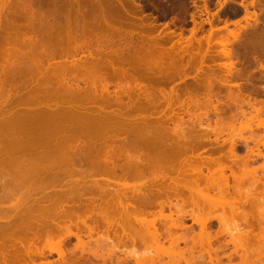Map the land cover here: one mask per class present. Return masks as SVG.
Segmentation results:
<instances>
[{
    "label": "rangeland",
    "instance_id": "1",
    "mask_svg": "<svg viewBox=\"0 0 264 264\" xmlns=\"http://www.w3.org/2000/svg\"><path fill=\"white\" fill-rule=\"evenodd\" d=\"M6 1H7V4L5 6H3V7H2V3L0 2V26H1V28H0V91L2 89L5 90V91L3 90V92L0 93V152H1L0 153V156H1L0 157V162H1L2 159L5 161L8 158L5 162L2 160L3 162L0 163V168H2L1 171H0V192L2 193V194L0 193V195H1L0 196V198H1L0 202H2L1 206H0V213H1L0 215H2V216H0V227L1 226H5V227H3L4 228L3 230L0 228V264H10V263L12 264V262L14 260L11 262V259H14V257H16V256H18V259L20 257L21 260L20 259H19L20 261L19 260H15V263L13 262V264H141V263L144 264V262L146 264H164V263L165 264H175V263H177V260H178V262L180 261L181 264H188V261L185 260V256H186V259L187 258L191 259V260L189 259V262L191 261V264L192 263L195 264L194 263L195 261H197L196 264H202V263L203 264H210L209 263L210 262V260H209L210 259L209 258V253L210 252L207 255L208 249H210V247H209L210 244L208 245L207 243L210 242V240L208 239L209 241H207V243H206V240H207L206 236L208 237L211 234H213V235H211L210 239H211L212 243H214L212 245H214V246L217 245L218 246L219 243L222 244V245L225 244V248H226V243H227V248L226 249L224 248V249H222V251L219 252V254H221V256H223L222 257V261H224V262L227 261L226 264L228 263V260H229V258H227L228 253H231L232 262H235V263H232V264H236V263L239 264V262L241 264V262H242V258L238 257L239 256L238 254L236 256L235 250H232V249H235V247H234L235 245H236V248H238L240 254L243 253V252H246L247 249H252V247L255 248V250L252 249L251 251L249 250L248 252H246L247 254L244 253V255L248 256V258L246 257L245 260L251 258V256L254 255L255 257H252V259H251V261H253V259H254L253 264L254 263L255 264H264V252L261 253V251H262L261 247H264V244H262V242L264 243V241H262V239L260 238V237H262L260 235V232L264 229V227H263L264 225L262 224L263 219L261 217L262 213H264V212H262L264 210V205H263L264 204L263 203L264 202V199H263L264 197L263 198L261 197L262 195L264 196V194H261V193H263L264 191H263L262 187L260 188L261 185H259V188L262 191H260L258 187L256 188V186L260 182H261L262 185H264V183H262L264 181V175H263V177L261 175L262 174L261 171L262 172L264 171V168H263L264 167V141H263L264 140L263 139L264 138L263 137L264 136V127H258V126L255 125L256 123H259L260 121L264 122V105H263L264 104V67H263L264 66V52L260 51V49H257V50L254 49V46L256 44L259 45L257 43L258 34H260V36L264 34V0H255L254 4L253 3L251 4V0H227V1L225 0V2H224V0H122L123 1L122 4H121L120 0H110V3H109V0L108 1L107 0H98V1H96V0H77V1L76 0H6ZM74 1H76V2H74ZM99 2L101 4H99ZM241 2L247 3L246 6L249 4L248 7H246V9H244L245 7L241 5ZM218 4H220V5L218 6ZM75 5L78 6V8ZM68 7H69V9H68ZM101 7H102V10H101ZM75 8H76V10H79V12L83 8L85 9V11L83 9L82 10L83 12L81 11L80 14H78V12L76 11L77 15L73 16V15H75V12H74ZM124 9L126 10V12L124 11ZM104 10H106V11H104ZM69 11H70V13H69ZM81 13H83V14H81ZM212 13H214V15H215L214 16V21L216 23L215 25L218 26V27H222L221 28L222 31L221 30H216L217 33L219 34V36L216 33L217 40H215V37L213 39H211L212 40V46H211V43H210V31H211V28H210L211 27L210 26V17L211 16H210V14H212ZM98 14H99V16H98ZM100 15H101V20L99 19V21H98V17L100 18ZM77 16H78V20L79 21L76 19ZM94 16H96V17H94ZM115 16H116V18H115ZM81 17L84 18V19L86 18L85 19L86 21L81 19ZM88 18H89V20H88ZM92 18H93V20H92ZM217 18H219V19L221 18V19L217 20ZM104 19H105V22H103ZM94 20H96V21H94ZM81 21L83 22V24H82ZM84 21H85V24H87L88 21H89L90 24L89 25L87 24V26H89V27L85 26ZM225 21L226 22L228 21L227 27H225ZM75 22H77V23H75ZM110 25H111V27H110ZM81 26H82V28H81ZM121 26H122V28H120ZM117 27H118V29H117ZM70 28H71L72 31L70 30ZM254 28H256V29H254ZM253 29H254V31H253ZM226 30H227V32H226ZM106 31H109V32H106ZM219 31H221V32H219ZM236 32H237V35L234 34ZM118 34H119V36H118ZM239 35H241V36H239ZM260 36H259V39H260ZM239 37H241V38L239 39ZM108 40H109V43L107 44ZM23 42L27 43V44H24ZM230 42L231 43L233 42V43L231 44ZM258 42H260V41H258ZM103 43L106 44V45H104L106 47L103 46ZM151 43L154 44L153 45L154 47L151 46L152 45ZM188 43L192 44V45L190 44L191 48L190 47L188 48V46H189ZM221 43H223V44L224 43H226V44L228 43L227 44L228 47L227 46L226 47L228 49H230V53L233 50V52L231 53V56H232V54H233V56L231 58H229L230 56L229 57L223 56L225 54H223V55L219 54L221 49H223L222 48L223 44H221ZM31 44H32V46H31ZM33 44L35 46H33ZM98 44H99V47L102 44V47H100V48L98 47V49L102 48L103 50H101V51H104V50L105 51L106 50L109 51L110 50V52L107 51L106 54H105V52H103V54H102V52H99V50L96 48L97 47L96 45H98ZM111 44L113 45V47H112ZM185 44L186 45L188 44V46H187L188 50L187 51H190L191 53H193V51H191V50L196 49V50H194V52H196L197 49L199 48L202 53L204 52L203 53L204 56L202 55V53L200 52L199 49H198L199 52L197 51L198 53L193 54V56L196 55L194 58L190 55L191 54L190 52H189L190 54L186 55V53L183 51V49L185 47L182 48V46H184ZM24 45H25V47H24ZM107 45L110 46V49H109V46H107ZM115 45L121 47V49H118L119 47H117V46H116V49H115L114 48ZM123 45H125L123 47L124 49H122ZM147 45H149L148 47L149 48L151 47L152 50L151 49L149 50L148 48L146 49L145 46H147ZM155 45L159 46V47H156ZM36 46L38 48H36ZM91 46L96 48L97 50L95 51V49H93ZM135 46L136 47L138 46V47L136 48ZM180 46H181L182 50L177 53V51L180 50ZM204 46L206 47V49L209 48V50L204 49ZM28 47L32 48V50L34 49L33 51L36 50V54H33V51L31 52V50H28L29 49ZM33 47H35V48H33ZM127 47H128V49H127ZM129 47H131V48H129ZM143 47H144V49H143ZM155 47H156V49L157 48L158 49L161 48L162 53L159 52V55L163 56L165 52L166 53L169 52V53H167L168 56L170 54V57L167 58V59L165 57L162 58V56H159V55H158L159 56V58H158L157 57V52L158 51H157L156 55H154V56H155V59L158 58V60H159V61H157V59H156V61L159 63L158 66H160L161 65L160 62L161 61L163 62V60H164V62H163L164 66H162V65L161 66L164 67V68L166 66H168L167 68L169 69V62L173 63L175 65V64H177V62L179 61L180 58H184L183 60L180 59L182 61V63L183 62H187V60L188 61L190 60L189 58L186 59L185 57H190V58L192 57L191 60L194 59L193 62L196 60V57H197V59H199V61H195L194 63L191 62L193 65L189 62V64H191L189 66L192 69H194V70L197 69L196 65L199 66L197 63L200 62V58L202 59L201 62L204 65L200 66V68L198 69L199 70V73H198V72H196L197 70L194 71V70H191V68L189 66L188 67L185 66V64L188 65V62L184 64V66L187 69L186 68L183 69L184 66L183 67L180 66V68H182V72H181L180 68H178V65H177V68H178V71H177V68H174V67H176V65L174 66L172 64V65H170V67L173 66L172 70L169 71V73L166 74L167 77L162 78L161 80L157 79L156 81H150L148 79L141 80L143 77H146L145 75H147V74L150 75L151 70H153V72L156 71L154 68L150 69V67H151L150 66L151 56H148V54H146V52H148L147 50L153 51L155 53V49H154ZM162 47H164V48H162ZM19 48L22 49V50H20ZM24 48H25V50H24ZM39 48H40V50H39ZM138 48L141 51L145 50L144 51V55H146L145 56V57H147L146 59L150 58L149 61L147 60L148 62L146 61V59H145V57L143 56L142 53L141 54L144 57V59H141V61H140L139 57L142 58V56L136 54L137 51H138L139 54L141 52V51L138 50ZM165 48L168 49V50H166ZM18 49H19V51H17ZM78 49H79V51H78ZM111 49L113 51V54H112ZM113 49L116 50V52H117L119 57H117V54L114 53L115 50H113ZM117 49H118V51L120 53H121V51L123 52V53H121L122 56L117 51ZM38 50H39V52H38ZM93 50L95 51V53H94ZM126 50L129 51L130 53L132 52L133 55L134 54L138 55L139 57L135 56V58H133L132 53H131V55H129L130 53L129 52L127 53ZM205 50L208 51L207 52L208 54L205 53L206 52ZM92 51H93V53L95 55H93V53L91 55ZM97 51L99 53H101V54H99ZM135 51H136V53H135ZM73 52H75V53H73ZM80 52L82 54H79ZM215 52H217V53H215ZM30 53H32V54H30ZM39 53L40 54L43 53V54L40 55ZM85 53H86V55H88L89 53L90 54L88 56H86ZM109 53H111L112 55L109 54ZM154 53H152V54L150 53V55H152V58L154 57L153 56ZM166 53H165V55H166ZM171 53H173V54H171ZM180 53H183L185 55L182 57L183 54L181 55ZM44 54H47V55H45L47 58L44 57ZM69 54H71L72 56L69 55ZM73 54H74V56H73ZM107 54H109V55L106 56ZM198 54H199V56H198ZM3 55H6L7 58H9V57L10 58L6 59V56L4 57ZM48 55H49V57H48ZM90 55L93 56V57H91ZM99 55H101V56L99 57ZM104 55H105V58H103ZM167 55H166V57H168ZM176 55H177V57H176ZM201 55L203 57H200ZM70 56L72 58H74L75 60L70 59L71 58ZM75 56H77V57H75ZM94 56H95V58L97 56L100 59L99 58L94 59ZM112 56H115V57H112ZM211 56H212L213 59L211 58ZM109 57H110V59H109ZM121 57H124V58L122 59ZM126 57H127V59H126ZM160 57L162 59H160ZM174 57H176L175 59L177 61L174 59ZM31 58L34 59L33 62H32ZM35 58H37L38 60L35 59ZM91 58L94 59V61H92ZM112 58H113V60H112ZM128 58H129V60H128ZM90 59H91V62H89ZM104 59H105L106 62H103ZM114 59L115 60L119 59V62L116 60L117 63H119V66L117 65V67H119V68H120V65H122V63H123V65L121 67L122 68L121 71L123 70L122 74L124 75V73L126 71L128 73V75H127V73H125L127 75V77H126V75H124L125 78H127V79H125L123 77L124 80H125L124 84H123L124 80H122V81L120 80V77H121L122 74H121V71H120L119 68H118L119 70L118 69L114 70V71H117V72L113 71V73L115 75L112 73V70L114 69V67L117 64L116 62H114L115 61ZM135 59H137V60L139 59L138 62ZM173 59H174V62H172ZM231 59L232 60L234 59V60L232 61ZM82 60L83 61L86 60V61H84V63H83ZM144 60H145V64H148L150 66V67L148 66L149 69L147 67H145L147 65H145L144 62L142 63L143 65L141 64V62L144 61ZM74 61H77V62H74ZM96 61H97V63H96ZM99 61H100V63L98 64ZM153 61H154V58H153ZM156 61L154 63L152 62L153 65L151 63L152 67L154 66L155 63H157ZM165 61H167L166 63L168 65H165ZM181 61H179L180 63L178 62L180 65H181ZM80 62H82L81 63L82 65L86 64L85 66L87 67L88 71L90 70L89 71L90 75H92L91 71H93L95 69L96 65L98 66V65L102 64V66L101 65L99 66V69L96 68V71H94V77H96L95 73L99 77V75L105 70L104 71L105 73L104 72L103 73L107 77H109L108 78L109 80L107 79V77L104 78V76H105L104 74H101L99 78H94V79L95 80L98 79V80H96L97 82L104 81V83L101 82L102 84H105V82H106L107 86L110 83L109 86H108L109 90L107 89L109 91L107 93V96L104 95L106 93L105 92L106 90L104 89V92H103V90H101L102 86H101L100 83H97L99 85L98 86V85H94V84H96L95 81H94V83L93 82L91 83L90 82L91 80H89V81L87 80L88 78L89 79L92 78V77L88 76L89 74L87 72H86L87 73L86 76L85 75L84 76L82 75L83 77L81 76V73L85 74L84 70L87 71V69L85 68V66L83 67L80 64H77V65H80V66L76 65V63H80ZM94 62H95V66L92 64ZM113 62H114V66H113V69H112V67H111L112 65L110 66L109 64H111ZM230 62H234L236 64L234 65V63L232 64ZM29 63H31V64H29ZM128 63L130 64V66H129ZM132 63H134V64H132ZM229 63L231 65H234V66L230 67V68L233 69L232 70L233 74H232L231 70H230L231 73L228 71ZM87 64H89V65H87ZM261 64H263V65L261 66ZM194 65H195L196 68L192 67ZM217 65L220 66L221 70L219 69V66H217ZM88 66H91V67H94V68L89 69L90 67L88 68ZM127 66H129V67L127 68ZM133 66H134V68H131ZM209 66H212L213 68H215L214 72L216 70H218L216 78H215V74H216V72H215V74H213V76H212V77H214V78H212V80L214 79V80L217 81L218 79H220V80H218V82L213 81V83L215 85H214L212 91H210V85H208V83L210 84V82H206V80L210 81V79H209V77H210V68H209ZM221 66L223 68H221ZM80 67L82 68V70H81ZM100 67L103 70L100 69ZM143 67H144V69H143ZM156 67H157V65H155V68ZM106 68H107V70H106ZM125 69H126V71L124 72ZM132 69H134V70H132ZM173 69L176 70L175 71L176 75H175L174 72L172 73V71H174ZM224 69H226L225 72H223ZM97 70H98V73H97ZM99 70L101 71V73L99 72ZM106 71H107V73H106ZM118 71L120 72V74H119ZM145 71H147V72H145ZM185 71H188V72L186 73ZM190 71L191 72L194 71V72L191 73V75H190L189 74ZM200 71H202V73H200ZM242 71H243V73H242ZM129 72L131 73L130 75H129ZM204 72H205L206 77L204 76ZM218 72H219L221 77L223 76V78L218 76L219 75ZM228 73H230L231 75L228 74ZM109 74H110V76H109ZM169 74L172 75V76L170 77ZM187 74H189L190 76L187 75ZM197 74L199 75V78H198ZM224 74H225L226 77L224 76ZM133 75H135L134 78H133ZM183 75H185V76H183ZM236 75H240L241 77H239V76L236 77ZM101 76H103V77L101 78ZM117 76H119V81L122 82V84H123L122 89L116 88V87H119L118 85H120V82L117 84V82L115 81V79L117 80ZM207 76H209V77L207 78ZM135 77H137L138 79H135ZM195 77L197 79H195ZM201 78H203V79H201ZM83 79H84V82H83ZM94 79L92 78V80H94ZM131 79H132V82H131ZM223 79L226 80L227 82L223 81ZM128 80H129V82H131L130 84H129V82H126ZM133 80L134 81L136 80L137 82L136 81L134 82ZM228 80L231 83H229ZM3 81L5 82L6 85L4 84ZM113 81H115L116 84ZM202 81H203L204 84L202 83ZM204 81L206 82L207 86L205 85ZM87 82H88V85H85V84H87ZM139 83H140V85H139ZM224 83H226V84H224ZM233 83L235 85H233ZM134 84L138 85V86H134V88H132V90L135 89V88L140 89L139 87H141L143 89L138 90L139 91L138 93H135L137 90L131 91V86H133ZM143 84H144V86H143ZM221 84H223V85H221ZM8 85H11L12 87L11 86L9 87ZM90 85H91L92 88L90 87V89H88L87 86H90ZM93 85L95 87L98 86V88H95ZM145 85H146L147 88L149 87L151 90L145 88ZM229 85H231V86H229ZM114 86H116V87H114ZM124 86L125 87L128 86V87L125 88ZM2 87H4V88H2ZM5 87H6V89H5ZM120 87H121V85H120ZM153 87H155V88H153ZM237 87H239V89ZM8 88H9V90H8ZM83 89H85V90H83ZM110 90H112V91H110ZM146 90H149L150 92L152 91V93L153 92L154 93L153 94L149 93V91H146ZM214 90H216L218 92H216ZM93 91H94V93H93ZM140 91H142L141 97L139 96ZM8 92H10V94ZM29 92H31L30 93V97H29ZM76 92H78V94H76ZM80 92H81V95H79ZM102 92H103V95H102ZM111 92H112V95L109 96L108 94L111 93ZM113 92H115L116 94L115 93L113 94ZM120 92H122L125 95L128 93L129 97L127 98V95L124 96ZM133 92H134V94H137V95H133ZM143 93H145L147 98H148V95H149V98H151V94L153 95L152 98L149 99L150 102L148 101V99L145 98L146 96ZM72 95H74V96H72ZM119 95L123 96L124 98L123 97H122L123 99L120 98ZM105 96L107 98H104ZM136 96L140 97V99H138L140 101L137 100ZM226 96H227V98H226ZM115 97H116V99H115ZM155 97H156V99H155ZM118 98H120L124 103H126L127 105L129 104V105L126 106V104H123V102H121L123 106L120 105L121 103L120 104L118 103V104L115 105L114 103H116V100L120 101ZM114 99H115V101H114ZM152 99L154 100V102H152L153 101ZM141 100H143V101H141ZM210 100H212V101H210ZM249 100L253 101V102H250ZM169 101H171V102H169ZM195 101L198 102V103L196 104ZM215 101H216V103H215ZM129 102H131V103H133V102L136 103L137 102V103L136 104L133 103V105H131V103H129ZM138 102L139 103L141 102L140 106H142V107H140L138 105L139 104ZM155 102L158 105L157 104L155 105L154 104ZM180 102H182V103L180 104ZM184 102L185 103L187 102L188 104L190 103L189 104L190 107H189V105L187 107V103L185 104ZM192 102H195V104L192 103ZM247 102H249V103L247 104ZM259 103H260V105H259ZM46 104L47 105L49 104V105L46 106ZM151 104H152V106H150ZM182 104H184V105L182 106ZM261 104H262L263 107L261 106ZM130 105H131L132 108L129 107ZM145 105H146V107H145ZM212 105H213V107H215V105L217 107L213 108ZM119 106H121V107H119ZM133 106L136 109H134ZM136 106H138V107H136ZM154 106H155V108H154ZM5 107H6V109H5ZM59 107H61V108H59ZM116 107L118 108V110H117ZM120 108H122V109L120 110ZM127 108H129V109L131 108V109L129 110ZM199 108H200V110H199ZM57 109H58V112L56 111ZM132 109H134V110H132ZM144 109H146V110H144ZM215 109H217V110H215ZM89 110H90V114H89ZM109 110H112V111H109ZM142 110H144V111H142ZM41 111H43V112H41ZM54 111H56L57 113L54 112ZM82 111H84V112L82 113ZM92 111L96 112L97 114L92 112ZM150 111H151V113H150ZM26 112H28V113H26ZM50 112H52V113H50ZM60 112H63V113L67 112L68 115L67 114L64 115L63 113H60ZM99 112H100V114L98 115ZM110 112H111V114H110ZM115 112H116V115H117V112H120L121 114L123 113L122 115L119 114L120 115L119 116L120 119L118 118V116H116L114 114ZM124 112H126V113H124ZM163 112H166L168 117L169 116L170 117L169 118L166 117L165 116L166 114H164ZM54 113H56V114H54ZM69 113L71 114V116H70ZM84 113L90 115V116H88V115L85 114V117H87V118L92 117V119H94L95 122L91 118L88 119V120H86L87 118L83 119ZM105 113H107L108 115L106 116ZM57 114L61 115V117H58ZM101 114H102V116H104L105 119L102 118ZM124 114H130V116L131 115L132 116L131 117L127 116L128 119L125 120L127 117L123 119V117H124L123 115ZM191 114H193V115H191ZM63 115L65 117L64 119H63ZM72 115H74V116H72ZM75 115H76V117H75ZM94 115H96V116H94ZM52 116H53V118H56V119L54 120L52 118ZM68 116L70 118H68ZM99 116H101V118ZM111 116H113V117H111ZM154 116H155V118H154ZM77 117H78V120L82 119L83 121L82 120L78 121ZM114 117H116L120 121H121V119H123L125 121L122 120L123 122L121 121V123H120V121L119 120L116 121V119H114ZM146 118H147V120H146ZM159 118H161V119H159ZM170 118H171V121H170ZM106 119H107V121L104 122ZM135 119L141 121V123L138 121V122L135 123V124H137V123L138 124L135 125V127H133ZM149 119H152V123L153 124L150 123L151 121L149 122ZM168 119H169V121H168ZM68 120L70 122H68ZM71 120H73V121H71ZM114 120L116 122H114ZM129 120H131V121H129ZM159 120H162V121H159ZM153 121H155V123ZM246 121L247 122L248 121L251 122V125L254 124L253 125L254 126L253 129H256L257 131L254 130V132H252V131L248 130V127L245 126L246 125ZM90 122H91V124H90ZM112 122H114L115 124H112ZM129 122L131 123V127H133L132 129H129V128H131ZM156 122L159 123V124L161 123L162 125L160 124V126H159V124L157 125ZM165 122H166V124H165ZM220 122H222V123H220ZM126 123H127V125L129 124L128 125L129 127L126 126V129H125ZM223 123L225 124V126H224ZM243 123H244V125H243ZM109 124H110V127H109ZM139 124H141V126H140L141 128L143 127L142 130L139 127ZM145 124H147V125H145ZM168 124L172 127L174 133H176V132H177V134L180 133V135L178 134V137L179 138L181 137L180 139L183 142L181 140H178L179 142H177V139L175 141V138L177 137V135L172 133L171 128H170V130L168 129L169 128ZM172 124H173V126H172ZM219 124H221L222 126L221 125L219 126ZM156 125H157L158 128L155 129ZM165 125H168L167 129L165 128L166 127ZM215 125L218 126V127H222V128L224 126L225 127L224 130L226 129V127L229 128V129H230V127H232L235 130L232 129V128L230 130L226 129V132L228 131L229 134H228V132L227 133L223 132V134L222 133H220V134L218 133L219 135L217 133L215 134L213 132L210 133L212 131V130H210V128H212L211 126L215 127ZM249 125H250V123H249ZM145 126H146V128H145L146 130L144 129ZM148 126H150V127H148ZM151 126H152V128L154 127L155 130H159L160 129L159 127L165 126L164 128L162 127V129L159 130V131L161 132L162 130L164 131L165 129L167 131L169 130L168 133H166V130L164 132L162 131V136L163 135L164 136L168 135L169 138L166 137V136H165L166 138L162 137L160 135L161 133L158 132V131L156 132L155 130L153 132L154 135H152V138H150L151 134H153L152 132H150V130H152ZM182 126H183V128H182ZM242 126L245 127V128H243ZM174 127H175V129H174ZM207 127H208V129H207ZM31 128H32V130H31ZM109 128H110V130H109ZM184 128H185V131L183 130ZM238 128H240V129H238ZM8 129H9V132H8ZM134 129L136 131L137 130L138 131L139 130L142 131V133H140V134H143V135L145 134V133H143L144 130H145V132L146 131L148 132V130H149V132L151 134L149 133V137L147 135L148 133L145 134L144 136L141 135V137L139 136L141 138L140 139L139 137H137L139 133L136 135V133H135L136 131H134ZM126 130H130V131H126ZM131 130H133L134 132L133 131L131 132ZM240 132H241V134H240ZM251 132L254 133V134H252ZM85 133H87L88 137H87V135ZM156 133H157V135H155ZM13 134H15V135H13ZM188 134H189V136H188ZM203 134H204V136H203ZM238 134H240L241 136L238 135ZM158 135H160V137ZM259 135H261V136H259ZM142 137H144V139ZM170 137L173 138L174 140L172 139L173 140L172 141ZM228 137L229 138L233 137V140H235L236 142L235 141L233 142V140H232V142L235 143V144H233L231 142L233 145L232 144L229 145L230 144V140L227 139ZM153 138L154 139L156 138V139L154 140ZM217 138H219V139H217ZM215 139L217 140L216 142H218V143L215 142ZM226 139H227V141L229 140V142H227ZM160 140H162V142ZM210 140H211V142H209ZM104 141H106L107 144L103 143ZM167 141H168V143H169V141L171 143L168 144ZM163 142H164V144H162ZM262 142H263V145H262ZM66 143H68V144H66ZM176 143L177 144L180 143L179 145H181L183 143V145H181V147H180V146L176 145ZM69 144H72V145H69ZM140 144H142V145H140ZM215 144H216V147H218V148L221 146V149L224 150V153H225V150L226 151L228 150L227 149L228 145L229 146H233L235 148H238V150L237 149H235V150H236L237 154H239V155H236V154L234 155V153H236V152H234V153L232 152L233 155L231 153L226 154L227 153L226 152L225 155H224V154H222L223 153V150H222L221 154L223 156H225L224 157L225 161L229 160L228 164H231L232 161H234L235 159L236 160H239V159L241 160V158H242V160H245V163H246L247 160L250 158L248 160L249 163H246V164L251 166L250 163H252V167H249L248 165L245 164L244 165V168H245L244 170L254 171L253 169L256 168L257 173L256 172H254V173L253 172L252 173L249 172V173L252 174V176H254V177H252L253 179L251 181L249 180V182H251L250 184H249V182H247L245 184L246 180L248 181V179H251V178H249V177H251L250 174L248 172H247V175L244 173L246 175L247 179L245 177H243L242 181H244L243 183L245 184V186H243L244 184L242 185V183L240 184L242 190H239V188H236V187H238L237 186L238 182H236L237 184H234L235 183L233 181L234 179L232 180V178L230 177V181H229L230 185H231V182H233L232 184L236 185V187H235L236 190L238 189L239 191H241V194H238L239 192H235V189H234L233 185H232L233 186L232 188L234 190H231V186H229V188H227L229 191H227L226 188H224V187H223L224 189L222 188L223 190H226L227 192L223 191V190H217L218 192L216 191V193H219V191L220 192L223 191V192H226V193L229 192V194L230 193L233 194V197H231V199L233 198L234 202H235V197L237 196V198H236V202L237 203L238 202L239 203H243V201L246 199L245 198L246 194L251 193V194L254 195V194L257 193L256 195L257 196L259 195V199H261V198L263 199V200H258L261 204L259 202L255 203V201L257 202V199L256 198L254 199L253 197L254 196L256 197V195H254L253 197H250V196H252V195H250L247 198L249 200H252V202H250V204H251L250 206H249V204H245V206L242 205L243 206L242 208H240V206H241L240 204L238 206V209H242V211L244 213H246V214H244V216H248L246 218H244L243 213L239 212L241 210H239V211L237 210L240 213V216L239 215H237V216H239L240 218L239 219H238V217L236 218V214L232 212L233 209L230 210L231 213L229 212L230 216H228V213H227L228 210L226 209L227 208L226 204H227L228 207H230L231 203L233 202L231 199L230 200L232 202L229 201V202H231L230 204H229V202H226L228 200H221V199L219 200V202L220 201L221 202L224 201V204L226 203L225 206L224 205L223 206H224V209H226L225 212L227 213L226 215L228 217L227 218L226 215H224V217L227 219V221H225V220L221 221L222 220L221 219L220 220L221 222H219L218 218L221 215V211H222L221 208H223V206L220 207L221 210L218 209V212H220V213H218L217 212V208H219V206H215L214 205L215 203L214 204H213V202L210 203V201H208L206 198H202V199L205 200V202L208 201L209 202V203L207 202L208 204H212L214 206L213 207L211 205V208L213 207L211 209L210 206L208 205L209 206L208 209H209L210 212L208 210H206L207 207L204 209V210H206V212L205 211L203 212V209H201V208H204L206 206V204H207V203L204 204L203 203L204 201L200 202V200H202V199H200V200L198 199V202H200V204L198 203V205H200V209L201 210L199 208L197 210L193 209V208H196V207H199V206H197V204H195L196 205V207H195L194 204L192 203L191 199L190 200L188 199L190 197L189 195H191V192L189 194L188 190L191 191V189L187 188L188 190L187 191L184 190L183 194L179 193L182 196H184V198L181 197V196H179V198H176L177 197L176 195H174L175 196V198H174L173 197V193H170L172 191H166L169 194H171L172 196H169V195L165 194L166 192H164L165 196L166 195L167 196L166 197L163 196V198H165V199L162 202V200H160L162 198V196L158 197L159 200H158V198H156L157 195L155 196L156 193L157 194L160 193V192H158L159 189H157V186H158V188H160L161 186L154 185V186H152L153 189L151 188V185L149 186V183L151 184V182H149L150 181L149 178L156 177L157 175H160L163 171L166 172V171L172 170L173 168H177L176 166L179 167L180 165H182V164L186 165L187 163H189V164L192 163L191 164L192 166H195V165L197 166V164L199 166V164H200L199 162L202 159L203 160L205 159L206 162H208V160L210 159V155L212 157H215V156L218 155V153H212L213 148L215 147L214 146ZM67 145L71 146V148H70L71 151L68 149L69 146L67 147ZM127 145H130V146H127ZM138 145H140L141 147H139ZM187 145L189 146L188 149H187ZM222 146H223V148H222ZM129 147L132 150L135 148V152L133 153V151ZM132 147H134V148H132ZM202 147H206V148H202ZM246 147H247V149H246ZM46 148H47L48 151H45ZM126 148H129V150H127ZM141 148H142V151H141ZM258 148H259V151H257ZM72 149L76 150V151L73 150V152H75V154L72 152ZM182 150H183V152H182ZM248 150H249V152H248ZM253 150H255L258 153L260 151H262V153L260 155H258V153L254 152ZM124 151L127 154L123 153ZM128 151H129L130 155H128ZM153 151H156V153L153 152ZM161 151H162V153H161ZM210 151H211L212 154H210ZM140 152L143 155L140 154ZM185 152H187V153L185 154ZM182 153L185 154V155H183ZM247 153H249V154H247ZM132 154L135 155L136 157H138V159L141 158V159L146 160L147 163H152V165L151 166L150 165L145 166V168H143V169L141 168V170L132 169V167L134 166L132 163H134L136 165L138 163V161H140L138 159L135 160L136 159L135 156L132 158ZM147 154H149V155H147ZM230 154H231V156H237V157H240V158L237 159L235 157V159H234V157H231ZM122 155H124V157ZM156 155H157V157H156ZM187 155L188 156L189 155L190 156H195L194 157L195 159L193 157H190V156H189L190 157V159H189V157ZM246 155H247L248 158L245 157ZM248 155H250V157ZM4 156H5V158H3ZM28 156L31 158L30 161L31 162L33 161L35 164L32 163V165H30L31 162L29 161ZM127 156L128 157L131 156L132 160L133 161L135 160L136 163L133 162V161H131V163H130L129 160H131V159L127 160L125 158ZM151 156H154V157L150 158ZM158 156H159V158L161 157L160 161H157V160H159ZM169 156H171V157H169ZM182 156H184V157H182ZM185 156L188 157V158L185 159L186 158ZM142 157H144V158H142ZM226 157H228L229 159H227ZM243 157H244V159H243ZM22 158H23V160H22ZM45 158H46V160H45ZM48 158H50V159L48 160ZM110 158H111V160H110ZM153 158H154V160H153ZM155 158H157V159H155ZM171 158L175 159L173 162H176L178 164H175V163L172 164L173 168L170 169V167H169L171 165L170 162H172ZM182 158L185 159V160H182ZM191 158L194 161L191 162ZM24 159H26V160L28 159L27 161L30 164L27 163V161L24 160ZM116 159H117V161H116ZM168 159H169V161H168ZM125 160L128 161L129 163H127ZM163 160L168 161V164H167L166 161H163ZM186 160L190 161L191 163L187 162ZM47 161H49V162H47ZM141 161H143V160H141ZM146 161H143V162L145 163ZM202 161H201V163H202ZM111 162H112V164L114 163L113 164L114 167L112 166ZM157 162H160L162 165L165 164V166L167 164L168 167L166 166L167 167L166 168V167L161 165L164 170H162L161 172L160 171L157 172L156 168L159 169V170H160V168H162V167H160V165L158 167L154 168L155 166H157L159 164ZM209 162H210V160H209ZM8 163H9V165L11 164L12 166H14V168H12L11 165H10L11 167L9 166V168H8ZM17 163H19V165H18L19 167L18 166L15 167ZM49 163H50V165H49ZM156 163H157V165H156ZM193 163H195V164H193ZM242 163H244V161ZM118 164H121V165L123 164V165L122 166L120 165V168H118V166H117ZM207 164L208 163H206V165ZM21 165H24V167L21 166ZM126 165H127L126 169H128V170L124 169ZM209 165H210V163H209ZM115 166H116V168H115ZM130 166H131V168H130ZM258 166L263 168V169L260 168L261 169L260 170ZM150 167H152V173L150 171ZM203 167H204V169H203L204 172L203 173H205L204 175L208 176V174H210V172L207 170V168H206L207 166L203 165ZM10 168H12L14 171L10 170ZM153 168L156 171L153 170ZM165 168L168 169V170L165 171ZM144 169H145V173L143 172ZM20 170H22V171H20ZM124 170L127 171V172H124ZM5 171H6L7 174L12 172L11 174L8 175L12 179H10L7 176ZM139 171L141 173L143 172V176L141 175V173ZM175 171H176V169H175ZM56 172H58V173L56 174ZM123 172L125 173L126 177H124L125 175H124ZM196 172H198V171H196ZM227 172H228V174L230 173L229 170H227ZM168 173L171 176H173V177L176 175L174 173V169H173L172 172L169 171ZM173 173L175 175H173ZM81 174H83L84 177L91 178V180L89 178L88 179L84 178V177L82 178ZM85 174H86V176H85ZM132 174L134 176H132ZM137 174H138V176H137ZM215 174H217V173H215ZM242 174H243V172H242ZM256 174H258V175L256 176ZM263 174H264V172H263ZM10 175H12V177ZM79 175H80V177H79ZM101 175L102 176L104 175L106 177L104 178V176L102 177ZM150 175H152V176H150ZM193 175H191V176H193ZM202 175L200 174L201 177H202ZM75 176H77V178H74V179L75 180L77 179L78 180L77 182L80 181L79 183H77L76 181L73 182V180H72L73 183L71 181H69V178L72 179V177H75ZM97 176L98 177L100 176L103 179L100 178V177L98 178ZM108 176H109V179H111V180H112V178L115 181L117 180V183L118 184L120 183V185L118 186L117 183H115L114 181L106 179V178H108ZM128 176H130V177L128 178ZM191 176L189 177L190 180L193 179V178H191ZM200 176L198 175V177H200ZM255 176L256 177L259 176L258 177V178H260L259 182H255L254 181ZM137 177H139V178H137ZM157 177H160V176H157ZM180 177H184V175L180 176ZM185 177H186L185 178V181H186L188 176H185ZM193 177L196 178L197 176L194 175ZM209 177H210V175H209ZM209 177H207V178H209ZM214 177L217 178V179L211 178L212 181L214 180L213 182H216L215 180H219V179L222 180V178L220 176H218V175H216ZM241 177H242V175H241ZM93 178H94V180H92ZM141 178H142V180H141ZM134 179H136V180H134ZM120 180L121 181L122 180L127 181L126 184H124L125 187L123 185L121 186V184H123L124 181H122L123 183H121ZM193 180H195V179H193ZM6 181L8 182V184H7L8 186L6 185ZM67 181L70 182L69 185L72 183L71 185L75 186V183H76L77 187L82 186V188H80V187L79 188L82 189L83 191L82 190L80 191L79 188L72 187L73 191H71V192H72L73 196L74 195L75 196L74 197L71 196V199H69L70 195L69 196H65V195L71 193L70 192V190H72L71 187L69 185H66V186H68L67 190L62 188V187H64V188L66 187L65 183L67 184L68 183ZM104 181L105 182L106 181L107 182L110 181L108 183L106 182V184H108V187H109V184H110L109 188H113L114 187L112 190H109V192L112 191V192H110L111 194L109 192H104L105 190L108 191V187L104 183ZM142 181H144V182H142ZM196 181H198V182H196ZM196 181L195 182L198 184L200 181H202V179L201 180L197 179ZM204 181L207 182L205 179H204ZM33 182L36 183L37 186L38 185H40V186L37 187L36 184H35V189H34V183ZM169 182H171V181H169ZM189 182H190V184L194 183V181L192 182V180H191V181H188L186 184H189ZM208 182L210 183V187H209V184L208 185L206 184L207 188H206V190H204V186L205 185H202L203 188H201V190H200L201 193H202V189H203L204 193L207 192V194L209 193V194L216 195L214 190L216 188H218V187H216L215 184H213V182H211V180H208ZM218 182H221V181H218ZM240 182L241 181H239V183ZM27 183L28 184L30 183V185L28 186ZM31 183H33V188H31L32 187ZM95 183H97V184L99 183L98 186H100V185H102V186H100L98 188L97 184H95ZM142 183H144V184H142ZM256 183H258V184L256 185ZM12 184H14L13 185L14 188H13V186H11ZM42 184H44L43 189L44 190L46 189V191L48 193H51V196H49V194H47V193H44L43 195L45 196V194H47V196L52 197V201L55 203V204L54 203H52V204L48 203V204L51 205V207H53L55 205L52 209L47 204L48 205L47 207L50 209L51 215H50V212H48V210L46 209L47 207H46V204H45V201L46 202H48V201L50 202L51 198H48L49 199L48 200L47 197L45 196L46 200L45 201L43 200L44 202L41 201L42 199H38L37 198V197L41 198V196H43L42 193L44 191H41L42 193L40 194L41 195L40 196L39 195L40 191L37 190L38 188L40 189V187H41V190H43L42 189V186H43ZM78 184H79V186H78ZM127 184H129V185H127ZM194 184H192L191 188L194 187ZM199 184L200 185H198L197 187L195 186V187L196 188L200 187L201 186V182ZM203 184H205V183H203ZM212 184H213V186H212ZM61 185H62V187H61ZM146 185H148V186H146ZM247 185H249V190H251L252 192L251 191L248 192V186ZM250 185H251V188L254 189V191L252 189H250ZM25 186H27L28 190L30 188V191L28 192L29 195L30 194L31 195L32 194L33 195L37 194V197H35L36 196L35 195V196H33L34 199L31 200V198H32L31 195L29 197V195H26L27 194L25 192L26 190H23V188H26ZM92 186L93 187L95 186V188L93 189ZM103 186L104 187L106 186L107 188L106 189L104 188L105 190H103L102 189ZM111 186H113V187H111ZM115 186H116V188H117V186L118 187L121 186L120 188H122L123 190L122 189L119 190V188H117V190H119L118 193H117V191L115 190ZM135 186H137V187H135ZM138 186L140 188L143 186L142 187L143 190H140L138 188ZM144 186H146V187H144ZM253 186H254V188H253ZM83 187H85L87 190H85V188L83 189ZM185 187H186V185H185ZM208 187H209L210 190L208 189ZM212 187H214V188H212ZM60 188H62L63 190L60 189ZM74 188L76 190H74ZM134 188H135V190H137V192H135ZM189 188H190V186H189ZM196 188H195V190H193V193H194L195 196L197 195V198H201L203 195L199 194L200 192L198 193L196 191ZM211 188H212V190H211ZM5 189H7V191H8V189H11V192L10 191H9L10 193L8 192L9 194H11L16 189L13 192V194L15 193L17 196L15 197L14 196L15 194H14L12 196H14L15 198L12 197V200L9 199L11 197V195H9L7 193V191L4 193ZM52 189H54L55 191L59 190V192L58 191L55 192ZM77 189L80 191L78 193L81 194V196L79 195V197L77 196L78 193L75 192V191H78ZM126 189H128V190H126ZM207 189L209 190V192L207 191ZM243 189L246 190L247 192L244 191ZM22 190L25 192L24 194L21 193ZM97 190L98 191L100 190L99 191V195L102 194V196H98ZM114 190L116 192H114ZM161 190L163 191L162 187H161L160 191ZM36 191H38V192H36ZM173 191H175V190H173ZM213 191H214V193H210V192H213ZM233 191L236 194L233 193ZM258 191H260V193ZM100 192H102V193H100ZM141 192H142V194H141ZM186 192H188V193L186 194ZM195 192H197V194H195ZM56 193H58L60 195H58V197H57ZM106 193H108L109 195L106 194ZM176 193H177V191H176ZM7 194L10 197H6ZM18 194H21V195H18ZM229 194H227L228 199L230 198L229 196L231 195V194L230 195ZM112 195H113V197H112ZM145 195H146V197H145ZM199 195H201V196H199ZM219 195H221V193H219ZM219 195H216L218 197L214 196V197H216L215 199L213 198L214 201L216 199H219V197L222 198V196H219ZM239 195L243 197L242 198L243 200H241V198H239ZM76 196L79 199H81L82 201L81 200L79 201V199H76ZM88 196H90V198L91 197L92 198L90 199V198H88ZM117 196H119V197H117ZM125 196H126V198H125ZM147 196L149 198H151V199L150 200H149V198L147 199ZM168 196L171 197L172 201L170 202V205L172 203V205H173L172 208H170V206L167 205V203L169 204V202L167 201V200H169V198H167ZM185 196H186V199H185ZM53 197L55 198L54 199L55 201L53 200ZM62 197H63L62 201H64L65 203L61 201ZM103 197H104V199H103ZM111 197L113 198L114 203H109V202H113L110 199ZM138 197H139V199L140 198H142V199L145 198V201L147 200V201H150V203L154 202L156 204L155 206L150 205V203H149V205L147 204V207L146 206L144 207L146 209V210L144 209V211L146 213V217H149V212L148 211H150V214H151L152 211H154V212H152V213H154L152 218L155 217L154 219H155V222L157 223L158 230L159 229H161V230L164 229L163 230L164 231L163 236H164V234H168V236L165 235L164 237L163 236L160 237V240L163 237V239H162L163 241L159 240L157 242L158 245L156 244V240H154L153 237H152L153 239H151L152 241L150 240V237H151L150 235H148V234L145 235L143 233L139 234L140 232L138 233V231H141V232H145V231H143L144 229L143 230L141 229L142 225H140L137 221H135L134 224L137 222L136 223L137 226L138 225L141 226L139 230H137L134 233L132 231V233H131V231H130L131 229H129V228H133V227L130 226L128 228V226L130 224L134 225V224H132L134 219L130 217V216L133 215V213H131L130 211H131V209L136 208V207H134L133 204L138 206V203H139L138 202V200H139ZM212 197H210V198H212ZM28 198H30L31 203H30V201L28 202V200H29ZM106 198L109 199V201ZM133 198L135 199V201L137 199L138 200L135 203L132 204V202H134ZM182 198L185 199V202H184V200L182 201ZM7 199H9V200H7ZM127 199L128 200L131 199V200L128 201ZM156 199H157V201H155ZM222 199H226V196H224V194H223V198ZM25 200L27 201L25 203L26 205L24 204ZM33 200H34V202H32ZM70 200H73V202L70 201ZM77 200H78V202H76ZM104 200H107L108 202L104 201ZM123 200H124V202H123ZM186 200L188 202H186ZM38 201H39V205L40 204L41 205L39 207L38 206L37 207L40 210L42 209L41 210L42 212L38 211L37 207H35L36 204H33V203H37L38 204ZM94 201H95L96 204H93ZM100 201H101V203H100ZM117 201L119 202V204L121 203V201L123 202V203H121L120 207H119V204H118V208L116 207L117 203H118ZM18 202H21L22 206L20 205V208H18V205H17V208L15 210L19 209V210H23V211L17 210V212H18L17 213V212L14 211L13 207L15 208V206H13V205H16ZM41 202L44 203V204H42ZM74 202H76L77 205L79 204V206L74 204ZM87 202L90 203L88 207H87V205H88ZM126 202L127 203L128 202L131 203V206H133L134 208H131V206L129 204H126ZM159 202L161 203V205L164 202L165 203L167 202L166 204H163V205L166 206V208L164 209L165 206H161L163 208L158 206V205H160ZM178 202L180 203V205L183 202L184 203L180 206ZM66 203L69 204L68 207H67ZM107 203H109V206L107 205ZM124 203H125V205L128 208L124 205ZM154 203H151V204L154 205ZM252 203H254V204H252ZM6 204H8V206H13V207L12 208L11 207H7ZM32 204L34 206H32ZM56 204L59 205V209L57 208L58 206ZM111 204L113 205V207H112ZM114 204H116V205H114ZM122 204L124 205L123 208H121L123 206ZM201 204L204 205V207ZM217 204L220 205V203H218V200L216 202V205ZM222 204H223V202H222ZM255 204H256V206H255ZM257 204L261 205V206H259L260 208H258ZM30 205L34 209L30 208L31 207ZM61 205L62 206L64 205V207H62V209L60 211ZM70 205H72V208L74 207L72 210H70L71 209ZM85 205H86L87 208H85ZM91 205L93 207H91ZM102 205H104L105 207L103 206L101 208V210L103 211L105 208H108V209H105V210H108V213L110 211L109 214L105 215L104 213H106V211L104 213H102L100 211V209L98 207H101ZM106 205L108 207H106ZM177 205L179 207H181V208H179ZM188 205H190V206H188ZM2 206H4V207H2ZM25 206H28L30 208V210H29L30 212H31V209H32V212H33L31 214L32 216L30 215V212H27L28 215H30V217L26 218L27 215L25 216V214H27L26 213V211H27L26 209L28 207L26 208ZM150 206H152V207H150ZM192 206H194V207H192ZM233 206H234V204H233ZM21 207H22V209H21ZM55 207L57 208L56 210L54 209ZM76 207H77V209H76ZM89 207L91 209L92 208L94 209V211H92V212L97 213L96 211H98V210L100 212H98L97 216H96L95 213L93 214L91 212V209H89L90 212H91L90 213L91 216H92L91 217L89 215V210H88ZM111 207H112V212H111V210H109V208L111 209ZM167 207H169L171 209L170 212L168 211ZM236 207L234 209H237ZM253 207L254 208L256 207V208L252 209ZM261 207H263V210H262ZM64 208L66 209L64 211V213L67 212V214L65 213L66 215H64V213L62 214ZM81 208L84 209V212L86 213L85 216H87V218L85 217V220L87 221V223H90V224H91V222L95 223L94 224L95 225L94 229H95L96 233L93 231L92 232L93 235L88 233L89 229L84 227V225L87 226V224H83V223H86V222L82 223V222L79 221L80 219H82L84 217V216H81V215L79 216V212H80V214L82 213V215H84V212L82 211ZM95 208H96V210H95ZM120 208L122 210L124 209L123 211H125V212L126 211L128 212V209H129V212L132 215H130L129 212L128 213L124 212L125 215L122 214L123 211ZM147 208H148V211H147ZM175 208H176V211H175ZM231 208H232V206H231ZM257 208L260 211L257 210ZM4 209L11 210L10 214H9V212L6 213V210H4ZM162 209H164V210H162ZM178 209H179V212H180V209H182V212H181L182 214L181 213L179 214ZM184 209H185V212H184ZM228 209H230V208H228ZM244 209H245V211H244ZM35 210H37V211H35ZM54 210H55V212H53ZM213 210L214 211L216 210V211L213 212ZM59 211L61 212V214L59 213ZM72 211H73V214H72ZM75 211L78 212L77 215L80 217V219H79V217H77L78 219H74V218H76V217H74L76 215V214L74 215V213H76ZM115 211H117V212H115ZM160 211H161V214L164 211L163 212L164 214H162L163 216H161V214H159ZM190 211L192 213L194 211H196L194 213L195 214L197 213L196 214V215H198L197 218L201 217L200 219H197L199 221L202 220V218H208V220L207 219L206 220H207V222L209 221V223H208V225H207V227L205 229L208 228L209 231L206 230L207 231L206 234L202 235V233H203V231L205 229L202 227L203 230H202V233H201V227L199 226L201 224L200 223L198 224V222H194V220H196V219L193 220L192 213ZM258 211H259L260 216L257 213ZM2 212H4V213H2ZM13 212H15V214ZM38 212H40L42 214V217L44 215L43 218L46 217L45 219H47V217H48V219L47 220L43 219L41 217V214L39 216ZM56 212L58 214H56ZM68 212L70 214H68ZM189 212H190V214H188ZM225 212L223 210V213H225ZM255 212H256V214H255ZM22 213H24V214H22ZM112 213H114V214H112ZM118 213L119 214L121 213L120 214L121 216L124 215L125 219H124L123 216H122L123 218L121 216H119ZM205 213H207V214H205ZM216 213H218V214H216ZM232 213L235 214V216L232 215L233 218L231 216ZM13 214H14V216H13ZM18 214H20L21 216H18ZM45 214L50 215V216H47ZM54 214H56L57 216H55ZM110 214H111V216H110ZM127 214L130 215V216H128V217H130V219H128V220H126L127 219L126 218ZM157 214L160 215V216H157ZM168 214L169 215L170 214L173 215V218H175V219H177V216H178V219H180V217L184 218L186 216L185 217L186 219L185 218L183 219V222L185 223V225L183 223V227L186 226V227H184L185 229L182 228V227H178L180 229H175L176 225H172V223L169 222V220H168V222L166 224L170 223V226L171 225L172 226L170 227L169 224L167 226H165L164 225L165 223H163V228H161L160 225L163 222V218L162 217H164V220H165L164 222H166V220L169 219L168 218L169 217ZM195 214H193V215H195ZM199 214L201 216H199ZM241 214H242L243 218H241L242 217ZM15 215L17 216V218H16ZM68 215H70V216H68ZM107 215H109L108 216L109 218L110 217L112 218V216L114 215L116 218H114L113 220H116V221L118 220V221L116 222V221L110 220V222H109V220H108L107 221V225L108 226H107L104 223V221H103V220H106V219L104 218L103 220H101L103 217H107ZM166 215L168 217H166ZM207 215L210 216V217H208ZM10 216L11 217L13 216V219ZM93 216L96 218V220L94 219ZM137 216L138 215H136V218H137L136 220H139V218H138L139 216L138 217ZM141 216H142L141 218L145 217V216L143 217V215H141ZM195 216H194V218H195ZM215 216H217V217H215ZM7 217L11 218L10 221L8 219H6L7 221L5 220V218H7ZM24 217H25V219H24ZM51 217H53V218H51ZM60 217L61 218L62 217L65 218L66 217V219H65L66 224L63 221L64 219L62 218L63 220H61ZM68 217H69V219H70V217L73 218V219H71L72 223L74 222L73 226L71 224V221L68 219ZM134 217H135V214H134ZM230 217H231V219H230ZM234 217L237 220L236 219L234 220ZM249 217L250 218L252 217V218L250 219ZM1 218H2V220H1ZM49 218L51 220L52 219L56 220L57 222L56 221L55 222H56L57 225L53 224L55 222L52 223V221L49 220ZM150 218L151 217H149V219ZM156 218H157V220H156ZM165 218H167V219H165ZM220 218H222V217H220ZM89 219H91V220H89ZM123 219L126 220V221H124ZM241 219L242 220L245 219V220L242 221ZM247 219L250 222L254 223V224L251 223L252 226H254L255 224L257 225V222H259L258 226L255 225L256 228L250 226V228L251 227L255 228L254 231H253V229H250L248 227L250 225L249 221H247L249 223V225L246 226L248 224V223L245 224ZM48 220H49V223H48ZM68 220L70 221L69 224H68ZM93 220H95V221L93 222ZM129 220H131L132 222L129 221ZM161 220H162V222H161ZM203 220H205V219H203ZM230 220H231V222H230ZM12 221H13L14 224H16L17 230L15 228V225H13ZM83 221H84V218H83ZM88 221H90V222H88ZM111 221H113V222H111ZM127 221L130 222L129 225L126 224V223H128ZM142 221H140V222L142 223ZM9 222H11L12 228H11V224H9ZM102 222L106 225L105 227H102L104 225ZM114 222H115V224H114ZM147 222L148 221H146V223H143V224L147 225V224L150 223V221L148 223ZM222 222H224V223H222ZM234 222H236V224L238 226L243 224L241 226L242 227L246 226V227H244V229L247 228V229H249L248 231H250V230H251V232L253 231V233H255L256 236H257L256 237L257 240H255L256 242L254 241L255 238H253L254 235L251 232L248 233L247 230H246L247 232H245L241 226L240 227L242 228V231H244L246 233V235L244 236L245 233L243 234V233H241V231H237L240 227L238 228V226H237V228H236L235 227L236 224ZM242 222H244V223H242ZM42 223H45V224H42ZM60 223H61V225H60ZM109 223L111 224V226L113 225L114 227L112 226L113 228H111V226H109L110 225ZM228 223H230V224L228 225ZM8 224H9L10 228L7 226ZM37 224H39V226ZM76 224L79 225V226L78 227L75 226ZM90 224H89V226H91ZM18 225H20V226H18ZM96 225L98 226V228H97ZM122 225H127V226H124V227H126L125 229H127L129 231L124 230ZM260 225L262 227V230L259 229ZM13 226H14V229H13ZM50 226H52V228H50ZM92 226H93V224H92ZM53 227H55L56 229L53 228ZM57 227H60V228L57 229ZM121 227H122L123 230L121 229ZM187 227H189V228H187ZM62 228L65 230V234H64V230H59V229H62ZM142 228H144V227H142ZM165 228H167V230ZM241 228L239 230H241ZM85 229H87V230H85ZM98 229H99V231L97 232ZM182 229L185 230V231L188 230L190 232L182 231ZM190 229L195 234H192L193 232ZM230 229H232V231ZM8 230H9V232H8ZM44 230H45V232L43 233ZM46 230H47V232L49 234L46 232ZM53 230L57 233V234L55 233V235L58 236L59 238L53 236L52 239H50L51 237H48L51 234L53 235V233H52ZM71 230H72V233H71ZM132 230H134V229H132ZM161 230H159L160 234L163 232V231L161 232ZM27 231H28V233H27ZM167 231H170V232H167ZM206 231H204V232H206ZM58 232L61 233L62 237L60 235H58V234H60ZM126 232L131 233V235H129L128 233L126 234ZM184 232L185 233L188 232L187 233L188 235L184 234ZM229 232H231V233H229ZM237 232H239V233H237ZM263 232H264V230H263ZM4 233H5V235H4ZM45 233H47V234H45ZM74 233H76V234H74ZM94 233H95V235H94ZM135 233H138V237L140 236L139 240H138V237L136 236ZM180 233H181V237H180ZM209 233H210V235H208ZM232 233H233V235H232ZM234 233H235V235H234ZM247 233L248 234H250V233L252 234V235L249 236L248 239L246 238V236H248ZM43 234H44L45 237L48 235L47 237L50 239V242L48 241V243H47V241L46 242L44 241V237L42 236ZM78 234L81 235V236L78 237ZM240 234H241V236H240ZM261 234H263V233H261ZM30 235H32V237ZM35 235H38V236H35ZM91 235L93 236V238L92 239H91V237L88 238ZM132 235H134V236H132ZM143 235H145V239L144 240H142V238H144ZM182 235H184V237L186 236L185 239L188 237L186 239V241H185V239L183 238ZM191 235L193 236L192 238H191ZM214 235L217 236V237H215ZM242 235H243V237H242ZM146 236H147V239H146ZM148 236H149V238H148ZM174 236L175 237L177 236L178 238H180L179 242L177 240L178 239L177 237L175 239L176 242H178V243H176L175 241L172 242L173 244H175V243L177 244V246L175 245L176 247L171 244V239H174V238H170V239L166 238V237H174ZM202 236H204V237L202 238ZM235 236L236 237L239 236V238L238 237L236 238ZM47 237H46V240H47ZM194 237H196V238H194ZM244 237L247 239V241H242L241 242L242 239L244 240ZM250 237H251V239H250ZM31 238H32V240H31ZM41 238L43 240H41ZM81 239L83 241L86 240V241H84L85 243ZM100 239H102V240H100ZM148 239L151 242L154 241L155 243H152V244L149 243ZM164 239L165 240L167 239V240L165 241ZM200 239H202V240H200ZM168 240H170V242H168ZM237 240H239V241H237ZM248 240H250L249 244L247 243ZM78 241H80L81 243L78 242ZM138 241H140V242H138ZM190 241L192 242L193 245L191 244ZM251 241H252V245H250ZM145 242H148V243H145ZM245 242L247 243V246L250 245L252 247L251 248H249V247L247 248L246 247V249H244V250H243V248L240 249L242 247V245L246 246V245H244V244H246ZM161 244H163V246ZM170 244L173 247L170 246ZM178 244H180V246ZM60 245L62 246V249L64 250L63 253L65 254L63 256V258H60V254L58 253L61 250V248H59L58 249L59 251H57V248ZM85 245H87V246L85 247ZM204 245H205V247H204ZM206 246H208V247H206ZM170 247H172V248L175 247V248L173 250ZM188 247H190V248H188ZM193 247H194V249H193ZM257 247H258V249L259 248L260 249L258 250ZM161 248L162 249L165 248L167 251L165 249L162 250ZM176 248H177V250H176ZM178 248H180V249H178ZM184 248H186L185 249L186 251L184 250ZM187 248H188V252H187ZM145 249H148L147 251L149 253L146 252ZM159 249L162 252L161 251L159 252ZM206 250H207V252H206ZM241 250H243V251L241 252ZM96 251H97V254H94V253H96ZM223 251H225V252H223ZM177 252H179L181 254L180 255L176 254ZM183 252H184V256H182ZM190 253L191 254L193 253L194 256L191 255ZM255 253H257L258 255H255ZM34 254L36 256H34ZM167 256L168 257L170 256L171 258L170 257L168 258ZM172 256H174V257H172ZM259 256H261V258ZM64 257H65V259H64ZM150 257H152L153 260L157 259V260H155V263H153L154 261H152V259H150ZM195 257H197L196 258L197 260L194 259ZM30 258L32 260V263H31ZM137 259H139V260L141 259L143 261L142 262L141 261L137 262ZM169 259H171L170 262L168 261ZM173 259H174L175 263H174ZM239 259H241V260H239ZM160 260H161V263H160ZM184 260H185V262H184ZM205 260H207V262H205ZM16 261H19V262L16 263ZM167 261H168V263H167ZM251 261L249 260V263ZM6 262H8V263H6ZM139 262H141V263H139ZM246 264H248V260H247Z\"/></svg>",
    "mask_w": 264,
    "mask_h": 264
},
{
    "label": "bare ground",
    "instance_id": "2",
    "mask_svg": "<svg viewBox=\"0 0 264 264\" xmlns=\"http://www.w3.org/2000/svg\"><path fill=\"white\" fill-rule=\"evenodd\" d=\"M76 1H77V0H76ZM76 1H74V2H76ZM96 1H98V0H96ZM96 1H95V2H96ZM107 1H108V0H107ZM120 1H121V4H122L123 1H122V0H120ZM226 1H227V0H226ZM0 2L2 3V7L5 6V5L7 4V1H6V0H2V1L0 0ZM90 2H91V1H90ZM100 2H101V1H100ZM100 2H99V4H101ZM224 2H225V0H224ZM69 3H70V2H69ZM109 3H110V0H109ZM220 3H221V2H220ZM252 3L254 4V3H255V0H251V4H252ZM246 4H247V3L241 2V5L245 7L244 9H246V7H248V5H249V4H248V5L246 6ZM260 4H261V3H260ZM66 5H67V4H66ZM77 5H78V4H77ZM219 5H220V4H218V6H219ZM71 6H72V5H71ZM75 6H76V5H75ZM101 6H102V5H101ZM76 7L78 8V6H76ZM99 7H100V6H99ZM95 8H96V7H95ZM103 8H104V7H103ZM68 9H69V7H68ZM83 9H84V8H83ZM83 9H82V10H83ZM82 10H81V11H82ZM101 10H102V7H101ZM67 11H68V10H67ZM76 11L78 12V14H80V12H81V11L79 12V10H76V8H75V11H74V12H75V15H73V16H76V15H77ZM84 11H85V9H84ZM104 11H106V10H104ZM124 11L126 12L125 9H124ZM82 12H83V11H82ZM255 12H256V11H255ZM69 13H70V11H69ZM210 13H211V12H210ZM73 14H74V13H73ZM81 14H83V13H81ZM103 14H104V13H103ZM252 14H253V13H252ZM85 15H86V14H85ZM96 15H97V14H96ZM110 15H111V14H110ZM81 16H82V15H81ZM98 16H99V14H98ZM102 16H103V15H102ZM107 16H108V15H107ZM210 16H211V17H210V26H211V27H210V28H211V31H210V43H211V46H212V40H211V39H213V38L215 37V40H217V38H216V33H217V31H216V30H221L222 27H218V26L215 25L216 23H215V21H214V16H215L214 13L210 14ZM94 17H96V16H94ZM94 17H93V18H94ZM103 17H104V16H103ZM103 17H102V18H103ZM218 17H219V16H218ZM93 18H92V20H93ZM115 18H116V16H115ZM76 19L78 20V16L76 17ZM81 19L85 20L86 18L84 19V18L81 17ZM99 19L101 20V15H100V18L98 17V21H99ZM220 19H221V18H220ZM220 19L217 18V20H220ZM83 20H82V21H83ZM88 20H89V18H88ZM96 20H97V19H96ZM96 20H94V21H96ZM78 21H79V20H78ZM82 21H81V22H82ZM85 21H86V20H85ZM85 21H84V24H85ZM90 21H91V20H90ZM98 21H97V22H98ZM106 21H107V20H106ZM124 21H125V20H124ZM92 22H93V21H92ZM103 22H105V19H104ZM107 22H108V21H107ZM75 23H77V22H75ZM78 23H79V22H78ZM108 23H109V22H108ZM254 23H255V22H254ZM258 23H259V22H258ZM1 24H2V23H1ZM64 24H65V23H64ZM82 24H83V22H82ZM87 24H88V25L90 24L89 21H88ZM87 24H85V26H86V27H89V26H87ZM91 24H92V23H91ZM110 24H111V23H110ZM112 24H113V23H112ZM106 25H107V24H106ZM115 25H116V24H115ZM220 25H221V24H220ZM227 25H228V21H227V22L225 21V27H227ZM249 25H250V24H249ZM249 25H248V26H249ZM64 26H65V25H64ZM76 26H77V25H76ZM116 26H117V25H116ZM4 27H5V26H4ZM77 27H78V26H77ZM110 27H111V25H110ZM118 27H119V26H118ZM118 27H117V29H118ZM246 27H247V26H246ZM0 28H1V26H0ZM8 28H9V27H8ZM81 28H82V26H81ZM107 28H108V27H107ZM120 28H122V26H121ZM239 28H240V27H239ZM239 28H238V29H239ZM61 29H62V28H61ZM99 29H100V28H99ZM104 29H105V28H104ZM117 29H116V30H117ZM240 29H241V28H240ZM254 29H256V28H254ZM254 29H253V31H254ZM9 30H10V29H9ZM70 30H71V28H70ZM86 30H87V29H86ZM88 30H89V29H88ZM94 30H95V29H94ZM106 30H107V29H106ZM110 30H111V29H110ZM110 30H109V31H110ZM113 30H114V29H113ZM223 30H224V29H223ZM71 31H72V30H71ZM109 31H106V32H109ZM111 31H112V30H111ZM221 31H222V30H221ZM221 31H219V32H221ZM235 31H236V30H235ZM256 31H257V30H256ZM256 31H255V32H256ZM22 32H23V31H22ZM75 32H76V31H75ZM116 32H117V31H116ZM118 32H119V31H118ZM226 32H227V30H226ZM252 33H253V32H252ZM120 34H121V33H120ZM217 34H218V33H217ZM234 34L237 35V32L234 33ZM239 34H240V33H239ZM235 35H234V36H235ZM253 35H254V34H253ZM118 36H119V34H118ZM218 36H219V34H218ZM218 36H217V37H218ZM220 36H221V35H220ZM239 36H241V35H239ZM259 36H260V34H258V36H257V40L260 41V42L257 41V43H258L259 45L256 44V45L254 46V49H255V50L260 49V51L264 52V50H263V49H264V34L260 36V39H259ZM106 37H107V36H106ZM221 37H222V36H221ZM218 38H219V37H218ZM240 38H241V37H239V39H240ZM106 39H107V38H106ZM220 39H221V38H220ZM24 40H25V39H24ZM63 41H64V40H63ZM237 41H238V40H237ZM242 41H243V40H242ZM254 41H255V40H254ZM252 42H253V41H252ZM23 43H24V42H23ZM108 43H109V40H108L107 44H108ZM147 43H148V42H147ZM213 43H214V42H213ZM215 43H216V42H215ZM217 43H218V42H217ZM230 43H231V42H230ZM232 43H233V42H232ZM232 43H231V44H232ZM24 44H27V43H24ZM65 44H66V43H65ZM74 44H75V43H74ZM151 44H152V43H151ZM188 44H189V46H188ZM188 44H187V45L185 44L184 46H182V48L185 47V48L183 49V51L186 53V55L191 53L190 51H187V50H188V49H187V46H188V48H189L192 44H191V43H188ZM190 44H191V45H190ZM221 44H223V43H221ZM227 44H228V43H227ZM227 44L224 43V44L222 45V48H223V49H221V51L219 52V54H220V55H221V54H222V55L225 54V55H223V56H227V57L230 56L229 58H231V57L233 56V54H232V56H231V53L233 52V50H232L231 53H230V49L227 48V47H228ZM89 45H90V44H89ZM91 45H92V44H91ZM104 45H106V44L103 43V46H104ZM111 45H112V44H111ZM118 45H119V44H118ZM149 45H150V44H149ZM149 45L145 46V48H146V49L148 48V49L150 50L151 47L149 48V47H148ZM153 45H154V44H152L151 46H153ZM26 46H27V45H26ZM29 46H30V45H29ZM31 46H32V44H31ZM31 46H30V47H31ZM33 46H35V45L33 44ZM76 46H77V45H76ZM80 46H81V45H80ZM86 46H87V45H86ZM96 46H97L96 48L98 49L99 44L96 45ZM107 46H109V45H107ZM116 46H117V45H115V47H114L115 49H116ZM124 46H125V45L122 46V49H124V48H123ZM155 46H156V45H155ZM226 46H227V47H226ZM24 47H25V45H24ZM77 47H78V46H77ZM77 47H76V48H77ZM91 47H92V46H91ZM100 47H102V44H101ZM100 47H99V48H100ZM104 47H106V46H104ZM112 47H113V45H112ZM112 47H111V48H112ZM117 47H119V46H117ZM135 47H136V46H135ZM137 47H138V46H137ZM137 47H136V48H137ZM153 47H154V46H153ZM153 47H152V48H153ZM156 47H159V46H156ZM156 47L154 48V49H155V53H154L153 51H149V50H147L148 52H146V54H148V56H151V60H150L149 57H148L149 59H146L147 57H145L146 55H144V51H145V50H142V51H143V52H142V51L139 49L140 47L138 48V50L141 51L140 54L138 53V51H137V53H136V51H135V53L138 54V55H140V56H142V54H143V56L145 57L146 61H147V60H148V61L150 60V66H151V67H150L148 64H145V60L142 61L141 64L144 62V64L147 65V66H145V67L148 68V66H149L150 69H151V68H154V69L156 70V71H154V72H153V70H151L150 75L146 73V74H147V75H145L146 77H143L141 80H144V79H148V80H150V81H156L157 79L161 80L162 78L167 77L166 74L169 73V71L172 70V67H173V66L170 67V65H172L173 63H170L169 61H168V62H169V69L167 68L168 66H166L165 68L162 67V66H164V65H163V64H164V63H163L164 60H163V62H162V61L160 62V64H161L162 66H161V65L158 66V65H159V63L157 62V61H159L158 58H159V56H162V55H159V52L162 53V51H161V48H160V49H158V48L156 49ZM231 47H232V46H231ZM231 47H230V48H231ZM28 48H29V47H28ZM33 48H35V47H33ZM36 48H38V47L36 46ZM88 48H89V47H88ZM92 48L95 49V51L97 50V49L94 48V47H92ZM129 48H131V47H129ZM162 48H164V47H162ZM190 48H191V47H190ZM19 49H20V48H19ZM19 49H18L17 51H19ZM79 49H80V48H79ZM79 49H78V51H79ZM89 49H90V48H89ZM109 49H110V46H109ZM115 49H113V50H115ZM118 49H121V47H119ZM118 49H117V51H118ZM127 49H128V47H127ZM134 49H135V48H134ZM134 49H133V50H134ZM143 49H144V47H143ZM154 49H153V50H154ZM165 49H166V48H165ZM198 49H199V48H198ZM198 49H197V51H198ZM204 49H206L205 46H204ZM204 49H203V50H204ZM20 50H22V49H20ZM24 50H25V48H24ZM26 50H27V49H26ZM28 50H31V52H32L34 49L32 50V48H29ZM39 50H40V48H39ZM39 50H38V52H39ZM80 50H81V49H80ZM91 50H92V49H91ZM98 50H99V52H102V54H103V52H105V54H106V52L108 51V50H106V51H105V50H104V51H101V50H103L102 48H101V49H98ZM151 50H152V49H151ZM162 50H163V49H162ZM166 50H168V49H166ZM181 50H182V49H181V46H180V50H178L177 53L180 52ZM190 50H191V49H190ZM194 50H196V49H194ZM194 50H191V51H193V53L190 54L193 58L196 56V55L193 56V54H196V53L199 52V51H198V52H197V51L194 52ZM199 50H200V49H199ZM206 50H209V48L206 49ZM206 50H205V51H206ZM212 50H213V49H212ZM214 50H215V49H214ZM41 51H42V50H41ZM78 51H77V52H78ZM93 51H94V50H93ZM93 51L91 52V55H92ZM95 51H94V53H95ZM111 51H112V49H111ZM120 51H121V50H120ZM124 51H125V50H124ZM126 51H127V50H126ZM157 51H158V52H157ZM164 51H165V50H164ZM216 51H217V50H216ZM218 51H219V50H218ZM21 52H22V51H21ZM26 52H27V51H26ZM28 52H29V51H28ZM82 52H83V51H82ZM97 52H98V51H97ZM99 52H98V53H99ZM108 52H110V50H109ZM118 52H119V51H118ZM128 52H129V51H127V53H128ZM156 52H157V57H158V58H156L157 61H156L155 56H154V55H156ZM175 52H176V51H175ZM184 52H183V53H184ZM189 52H190V53H189ZM200 52H201V50H200ZM207 52H208V51H206L205 53H207ZM73 53H75V52H73ZM94 53H93V55H95ZM98 53H97V54H98ZM114 53L117 54L116 50L114 51ZM119 53H120V52H119ZM121 53H123V52L121 51ZM121 53H120V55L122 56ZM129 53H130V52H129ZM131 53H132V52H131ZM131 53H130L129 55H131ZM141 53H142V54H141ZM150 53H151V54L154 53V54H153V56H154V57H153V58H154V61H153L152 55H150ZM163 53H164V52H163ZM165 53H166V52H165ZM165 53H164V55L162 56V58H163V57H165L166 59L169 58V57H170V54H169V56L167 55V53H169V52L166 53V55H167L168 57H166ZM183 53H180V54L182 55ZM201 53H202V52H201ZM201 53H200V54H201ZM203 53H204V52H203ZM203 53H202V55H203ZM215 53H217V52H215ZM30 54H32V53H30ZM33 54H36V50L33 51ZM39 54H40V53H39ZM42 54H43V53H42ZM42 54H40V55H42ZM79 54H82V53L80 52ZM89 54H90V53H89ZM89 54H88V55H89ZM99 54H101V53H99ZM109 54H111V53H109ZM109 54H107L106 56H108ZM112 54H113V51H112ZM112 54H111V55H112ZM124 54H125V53H124ZM171 54H173V53H171ZM175 54H176V53H175ZM175 54H174V55H175ZM207 54H208V53H207ZM45 55H47V54H44V57H46ZM69 55H71V54H69ZM85 55H86V53H85ZM88 55H86V56H88ZM91 55H90V56H91ZM111 55H110V56H111ZM132 55H133V53H132ZM138 55H135V54H134V55H133V58H135V56L139 57ZM158 55H159V56H158ZM177 55H178V54H177ZM177 55H176V57H177ZM184 55H185V54H183L182 57H183ZM202 55H201L200 57H203V56H204V55H203V56H202ZM212 55H213V54H212ZM220 55H219V56H220ZM3 56L5 57L6 55H3ZM3 56H2V57H3ZM71 56H72V55H71ZM71 56H70V57H71ZM73 56H74V54H73ZM78 56H79V55H78ZM81 56H82V55H81ZM81 56H80V57H81ZM90 56H89V57H90ZM97 56H98V55H97ZM97 56H96V58H95V56H94V59L99 58L101 55H99V57H97ZM126 56H127V55H126ZM143 56H142V58L139 57L140 61H141V59H144ZM172 56H173V55H172ZM198 56H199V54H198ZM48 57H49V55H48ZM75 57H77V56H75ZM84 57H85V56H84ZM89 57H88V58H89ZM91 57H93V56H91ZM112 57H115V56H112ZM117 57H119L118 54H117ZM117 57H116V58H117ZM131 57H132V56H131ZM176 57H174V59H175ZM178 57H179V56H178ZM192 57H191V58H190V57H185V58H186V59L189 58V59L191 60ZM9 58H10V57H9ZM9 58H7V56H6V59H9ZM29 58H30V57H29ZM46 58H47V57H46ZM82 58H83V57H82ZM85 58H86V57H85ZM103 58H105V55L103 56ZM103 58H102V59H103ZM107 58H108V57H107ZM121 58L123 59L124 57H121ZM162 58L160 57V59H162ZM211 58H212V56H211ZM229 58H228V59H229ZM31 59H32V62H33L34 59H33V58H31ZM35 59H37V58H35ZM70 59L75 60V59L72 58V57H71ZM83 59H84V58H83ZM91 59H92V58H91ZM91 59H90L89 62H91ZM94 59H92V61H94ZM99 59H100V58H99ZM109 59H110V57H109ZM126 59H127V57H126ZM139 59H138V60H139ZM166 59H165V60H166ZM170 59H171V58H170ZM170 59H169V60H170ZM174 59H173L172 62H174ZM178 59H179V58H178ZM180 59L183 60L184 58H180ZM180 59H179V61H181ZM212 59H213V58H212ZM235 59H236V58H235ZM29 60H30V59H29ZM37 60H38V59H37ZM73 60H72V61H73ZM86 60H87V59H86ZM86 60H84V61H86ZM112 60H113V58H112ZM114 60H115V59H114ZM116 60H117V59H116ZM116 60H115L114 62H116V63H117V61L119 62V59H118L117 61H116ZM120 60H121V59H120ZM128 60H129V58H128ZM135 60H137V59H135ZM138 60H137V62H138ZM171 60H172V59H171ZM175 60H176V59H175ZM190 60H189V61L187 60L188 65L185 64V63H187V62H183V63H182V61H181V65H180V64H179L180 62L178 61L179 63L177 62V64H175L176 67H174V68H177V65H178V68H180V66L183 67L184 64H185V66L188 67L189 65H191V64L194 63L195 61H199V59H197V57H196V60H195L194 62H193L194 59L191 60V61H190ZM214 60H215V59H214ZM231 60H232V59H231ZM233 60H234V59H233ZM233 60H232V61H233ZM26 61H27V60H26ZM49 61H50V60H49ZM82 61H83V60H82ZM84 61H83V63H84ZM108 61H109V60H108ZM108 61H107V62H108ZM110 61H111V60H110ZM124 61H125V60H124ZM133 61H134V60H133ZM133 61H132V62H133ZM148 61H147V62H148ZM155 61H156L158 64L155 63L154 66L152 67V65H153V63H154ZM176 61H177V60H176ZM176 61H175V62H176ZM201 61H202V59L200 58V62H199L200 64L197 63L199 66L196 65L197 69H195V70L192 69V68L189 66V67L191 68V70H194V71L197 70L196 72L199 73V70H198V69L200 68V66L204 65ZM203 61H204V60H203ZM38 62H39V61H38ZM74 62H77V61H74ZM78 62H79V61H78ZM103 62H106L105 59L103 60ZM111 62H112V61H111ZM114 62L111 63V64H109L110 66L112 65V66H111L112 69H113V66H114ZM130 62H131V61H130ZM152 62H153V63H152ZM166 62H167V61H165V65H168ZM189 62H190V63L192 62V63L189 64ZM27 63H28V62H27ZM27 63H26V64H27ZM81 63H82V62H80V63H76V65H77V64H80V65L83 66V67L86 65V64H85V65H84V64L82 65ZM85 63H86V62H85ZM87 63H88V62H87ZM96 63H97V61H96ZM99 63H100V61L98 62V64H99ZM108 63H109V62H108ZM134 63H135V62H134ZM134 63H132V64H134ZM151 63H152V65H151ZM201 63H202V64H201ZM213 63H214V62H213ZM230 63L233 64L234 62H230ZM230 63H229V69H228V71L230 72V70H231V72H232L233 69L230 68V67L234 66L236 63H234V65H231ZM4 64H5V63H4ZM29 64H31V63H29ZM47 64H48V63H47ZM92 64L95 66V62L92 63ZM92 64H91V65H92ZM128 64H129V63H128ZM208 64H209V63H208ZM222 64H223V63H222ZM259 64H260V63H259ZM80 65H77V66H80ZM87 65H89V64H87ZM93 65H92V66H93ZM100 65L102 66V64H100ZM100 65H98V66L96 65L97 67L95 66V69H94L93 71H91V74H92V75L89 74V73H90V72H89L90 70L88 71L87 67L85 66V68L87 69V71L84 70L85 74L81 73V76H82V75H83V76H84V75L86 76L87 73H88V74H89L88 76H89V77H92L93 79H94V78H99L101 74H104V73H105V72H104L105 70L103 71L104 73H103V72L101 73V71L99 70V72L101 73V74L99 73L100 75L98 74L99 77L96 75V73H95V76H96V77H94V71H96V68L99 69V66H100ZM103 65H104V64H103ZM117 65L119 66V63L116 64V66H115L114 69L112 70V73H113L114 70H117V69L119 68V67H117ZM122 65H123V63H122ZM122 65H120V68H119L120 71H121V69H122V68H121ZM137 65H138V64H137ZM142 65H143V64H142ZM142 65H141V66H142ZM155 65H157L156 68H155ZM173 65H174V64H173ZM175 65H174V66H175ZM192 65H193V64H192ZM224 65H225V64H224ZM224 65H223V66H224ZM227 65H228V64H227ZM227 65H226V66H227ZM262 65H263V64H261V66H262ZM29 66H30V65H29ZM104 66H105V65H104ZM106 66H107V65H106ZM129 66H130V64H129ZM129 66H127V68H128ZM135 66H136V65H135ZM185 66L183 67V69L186 68ZM205 66H206V65H205ZM205 66H204V67H205ZM217 66H219V65H217ZM217 66H216V67H217ZM261 66H260V67H261ZM75 67H76V66H75ZM89 67H90V68H89ZM116 67H117V68H116ZM137 67H138V66H137ZM139 67H140V66H139ZM192 67L196 68L195 65L192 66ZM206 67H207V66H206ZM211 67H212V66H209V68H210V77L207 76V78L209 77L210 81L206 80L207 78L205 79L206 82H210V84L208 83V85H210V91L213 90V87H214V85H215V84L213 83V81H216V80H214V79L212 80V78H214V77H212V76H213V74H215V72H216V74H215V78H216V76H217V71H218V70H216V71L214 72L215 68H213V67L211 68ZM263 67H264V66H263ZM80 68H81V67H80ZM88 68H89V69H92V68H94V67L88 66ZM104 68H105V67H104ZM115 68H116V69H115ZM125 68H126V67H125ZM131 68H134V66L131 67ZM163 68H164V69H163ZM178 68H177V71H178ZM190 68H189V69H190ZM202 68H203V67H202ZM202 68H201V69H202ZM207 68H208V67H207ZM221 68H223V67L221 66ZM100 69H102V68L100 67ZM119 69H118V70H119ZM139 69H140V68H139ZM143 69H144V67H143ZM148 69H149V68H148ZM186 69H187V68H186ZM201 69H200V70H201ZM219 69H220V66H219ZM226 69H227V68H226ZM226 69H224L223 72H225ZM81 70H82V68H81ZM102 70H103V69H102ZM106 70H107V68H106ZM132 70H134V69H132ZM146 70H147V69H146ZM173 70H174V71H172V73H173V72L175 73L176 70H175V69H173ZM180 70H181V72H182V68H180ZM220 70H221V69H220ZM242 70H243V69H242ZM247 70H248V69H247ZM125 71H126V69L124 70V72H125ZM142 71H143V70H142ZM194 71H193V72H194ZM202 71H203V70H202ZM202 71H200V73H202ZM228 71H227V72H228ZM86 72H87V73H86ZM92 72H93V73H92ZM114 72H117V71H114ZM118 72H119V71H118ZM131 72H132V71H131ZM145 72H147V71H145ZM183 72H184V71H183ZM185 72L187 73L188 71H185ZM193 72L190 71L189 74L191 75V73H193ZM231 72H230V73H231ZM97 73H98V70H97ZM106 73H107V71H106ZM122 73H123V70L121 71V74H122ZM125 73H127V71H126ZM125 73H124V75H126ZM140 73H141V72H140ZM230 73H228V74H230ZM238 73H239V72H238ZM240 73H241V72H240ZM242 73H243V71H242ZM113 74H114V73H113ZM116 74H117V73H116ZM119 74H120V72H119ZM130 74H131V73L129 72V75H130ZM133 74H134V73H133ZM143 74H144V73H143ZM143 74H142V75H143ZM177 74H178V73H177ZM181 74H182V73H181ZM189 74H187V75H189ZM218 74H219V72H218ZM232 74H233V72H232ZM104 75H105V74H104ZM104 75H103V76H104ZM114 75H115V74H114ZM122 75H123V74H122ZM122 75H121V77H120V80H121V81L124 80V78H125V76H124V75L122 76ZM127 75H128V73H127ZM127 75H126V77H127ZM169 75H170V74H169ZM175 75H176V73H175ZM190 75H189V76H190ZM202 75H203V74H202ZM230 75H231V74H230ZM83 76H82V77H83ZM88 76H87V77H88ZM103 76H101V78H102ZM109 76H110V74H109ZM119 76H120V75H119ZM119 76H117V80H118V81L115 79V81L117 82V84L120 82V81H119ZM134 76H135V75H133V78H134ZM138 76H139V75H138ZM171 76H172V75H170V77H171ZM183 76H185V75H183ZM183 76H182V77H183ZM195 76H196V75H195ZM197 76H198V78H199V75H198V74H197ZM204 76L206 77L205 72H204ZM218 76L221 77L220 74H219ZM224 76H225V74H224ZM238 76L241 77L240 75H236V77H238ZM87 77H86V78H87ZM105 77H107V76L105 75L104 78H105ZM112 77H113V76H112ZM123 77H124V78H123ZM129 77H130V76H129ZM141 77H142V76H141ZM170 77H169V78H170ZM182 77H181V78H182ZM200 77H201V76H200ZM202 77H203V76H202ZM219 77H218V78H219ZM225 77H226V76H225ZM227 77H228V76H227ZM242 77H243V76H242ZM92 78H91V79L88 78L87 80H88V81L91 80V81H90L91 83H92V82L94 83V81H95L96 84H94V85H98L97 83H100L101 86H102V87H101V90H103V92H104V89H105V90H106V91H105L106 93H105L104 95L107 96V93L109 92V91H108V90H109V89H108V86H109L110 83H109L108 86H107V85H106V82H105V84H102L101 82L104 83V81H99V82H97L96 80H98V79H96V80H95V79L92 80ZM101 78H100V79H101ZM108 78H109V77H107V79H108ZM110 78H111V77H110ZM113 78H114V77H113ZM130 78H131V77H130ZM169 78H168V79H169ZM185 78H186V77H185ZM187 78H188V77H187ZM218 78H217V79H218ZM221 78H223V76H222ZM100 79H99V80H100ZM111 79H112V78H111ZM125 79H127V78H125ZM135 79H138V78L135 77ZM174 79H175V78H174ZM183 79H184V78H183ZM195 79H197V78L195 77ZM201 79H203V78H201ZM3 80H4V79H3ZM103 80H104V79H103ZM108 80H109V79H108ZM108 80H107V81H108ZM129 80H130V79H129ZM129 80L126 81V82H129ZM218 80H220V79H218ZM218 80H217L216 82H218ZM4 81H5V80H4ZM4 81H3V82H4ZM105 81H106V80H105ZM110 81H111V80H110ZM115 81H113V82L115 83ZM133 81H134V80H133ZM135 81H136V80H135ZM135 81H134V82H135ZM139 81H140V80H139ZM196 81H197V80H196ZM223 81H226V80L223 79ZM228 81H229V80H228ZM83 82H84V79H83ZM108 82H109V81H108ZM124 82H125V80L123 81V84H124ZM131 82H132V79H131ZM131 82H129V84H130ZM136 82H137V81H136ZM157 82H158V81H157ZM197 82H198V81H197ZM204 82H205V81H204ZM206 82H205V85L207 86ZM226 82H227V81H226ZM145 83H146V82H145ZM199 83H200V82H199ZM202 83H203V81H202ZM222 83H223V82H222ZM229 83H231V82L229 81ZM234 83H235V82H234ZM234 83H233V85H235ZM4 84H5V82H4ZM4 84H3V85H4ZM115 84H116V83H115ZM123 84H122V82H120L121 87H120V85H118L119 87H116V86H114V87L122 89ZM200 84H201V83H200ZM203 84H204V83H203ZM224 84H226V83H224ZM5 85H6V84H5ZM85 85H88V82H87V84H85ZM91 85H92V84H91ZM91 85H90V86H87V88L90 89ZM94 85H93V86H94ZM125 85H126V84H125ZM127 85H128V84H127ZM139 85H140V83H139ZM221 85H223V84H221ZM236 85H237V84H236ZM8 86L10 87L11 85H8ZM98 86H99V85H98ZM98 86H97V87L94 86V87H95V88H98ZM134 86H138V85H135V84H134L133 86H131V91L137 90L135 93H138V92H139L138 90L143 89V88L139 87L140 89L135 88V89L132 90V88H134ZM143 86H144V84H143ZM143 86H142V87H143ZM226 86H227V85H226ZM229 86H231V85H229ZM11 87H12V86H11ZM114 87H113V88H114ZM124 87H125V86H124ZM127 87H128V86H127ZM127 87H125V88H127ZM194 87H195V86H194ZM2 88H4V87H2ZM91 88H92V87H91ZM145 88H147L146 85H145ZM153 88H155V87H153ZM237 88L239 89V87H237ZM5 89H6V87H5ZM60 89H61V88H60ZM107 89H108V90H107ZM129 89H130V88H129ZM147 89H150V88L148 87ZM217 89H218V88H217ZM217 89H216V90H217ZM3 90H4V89H2V90L0 91V93L3 92ZM8 90H9V88H8ZM83 90H85V89H83ZM95 90H96V89H95ZM150 90H151V89H150ZM216 90H214V91H216ZM4 91H5V90H4ZM10 91H11V90H10ZM25 91H26V90H25ZM110 91H112V90H110ZM127 91H128V90H127ZM142 91H143V90H142ZM142 91H140V93H139V96H140V97H141V93H142ZM146 91H149V90H146ZM219 91H220V90H219ZM6 92H7V91H6ZM11 92H12V91H11ZM15 92H16V91H15ZM84 92H85V91H84ZM86 92H87V91H86ZM95 92H96V91H95ZM103 92H102V95H103ZM216 92H218V91H216ZM229 92H230V91H229ZM238 92H239V91H238ZM8 93L10 94V92H8ZM30 93H31V92H29V97H30ZM82 93H83V92H82ZM93 93H94V91H93ZM93 93H92V94H93ZM114 93H115V92H113V94H114ZM120 93L123 94L122 92H120ZM149 93H152V91H151V92L149 91ZM153 93H154V92H153ZM153 93H152V94H153ZM243 93H244V92H243ZM243 93H242V94H243ZM19 94H20V93H19ZM24 94H25V93H24ZM74 94H75V93H74ZM76 94H78V92H76ZM76 94H75V95H76ZM115 94H116V93H115ZM143 94L145 95V93H143ZM152 94H151V98H152V96H153ZM250 94H251V93H250ZM11 95H12V94H11ZM79 95H81V92L79 93ZM95 95H96V94H95ZM100 95H101V94H100ZM108 95H109V96L112 95V92L109 93ZM123 95H124V96L127 95V98L129 97V96H128V93H127L126 95H125V94H123ZM133 95H137V94H134V92H133ZM144 95H143V96H144ZM156 95H157V94H156ZM169 95H170V94H169ZM184 95H185V94H184ZM213 95H214V94H213ZM218 95H219V94H218ZM68 96H69V95H68ZM72 96H74V95H72ZM76 96H77V95H76ZM76 96H75V97H76ZM106 96H105L104 98H107ZM119 96H120V98L123 97V96H121V95H119ZM145 96H146V95H145ZM145 96H144V97H145ZM215 96H216V95H215ZM236 96H237V95H236ZM102 97H103V96H102ZM136 97H137V96H136ZM140 97H137V100L140 99ZM144 97H143V98H144ZM7 98H8V97H7ZM72 98H73V97H72ZM72 98H71V99H72ZM120 98H118L120 101L116 100V103H114L115 105L118 104V103L120 104L121 102H123ZM123 98H124V97H123ZM123 98H122V99H123ZM125 98H126V97H125ZM145 98L148 99V101H149V99H151V98H149V95H148V98H147V96H146ZM145 98H144V99H145ZM157 98H158V97H157ZM226 98H227V96H226ZM238 98H239V97H238ZM3 99H4V98H3ZM10 99H11V98H10ZM115 99H116V97H115ZM115 99H114V101H115ZM144 99H143V100H144ZM153 99H154V98H153ZM153 99H152V100H153ZM155 99H156V97H155ZM155 99H154V100H155ZM126 100H127V99H126ZM130 100H131V99H130ZM137 100H136V101H137ZM143 100H141V101H143ZM154 100H153L152 102H154ZM159 100H160V99H159ZM167 100H168V99H167ZM183 100H184V99H183ZM183 100H182V101H183ZM192 100H193V99H192ZM192 100H191V101H192ZM255 100H256V99H255ZM117 101H118V102H117ZM138 101H140V100H138ZM180 101H181V100H180ZM197 101H198V100H197ZM210 101H212V100H210ZM241 101H242V100H241ZM244 101H245V100H244ZM244 101H243V102H244ZM249 101H250V100H249ZM131 102H132V101H131ZM131 102H129V103H131ZM149 102H150V101H149ZM149 102H148V103H149ZM167 102H168V101H167ZM169 102H171V101H169ZM195 102H196V101H195ZM195 102H192V103L195 104ZM250 102H253V101H250ZM133 103H134V102H133ZM133 103H131V105H133ZM136 103H137V102H136ZM136 103H134V104H136ZM138 103H139V102H138ZM140 103H141V102H140ZM140 103L138 104L139 106H140ZM181 103H182V102H180V104H181ZM184 103H185V102H184ZM186 103H187V102H186ZM186 103H185V104H186ZM192 103H191V104H192ZM197 103H198V102H196V104H197ZM215 103H216V101H215ZM238 103H239V102H238ZM248 103H249V102H247V104H248ZM254 103H255V102H254ZM123 104H126V103L123 102ZM149 104H150V103H149ZM154 104L156 105L157 103L155 102ZM154 104H153V105H154ZM189 104H190V103H189ZM189 104L187 103V107H188ZM26 105H27V104H26ZM48 105H49V104H48ZM48 105L46 104V106H48ZM120 105H122V103H121ZM128 105H129V104H128ZM128 105L126 104V106H128ZM131 105H130L129 107H131ZM157 105H158V104H157ZM183 105H184V104H182V106H183ZM192 105H193V104H192ZM199 105H200V104H199ZM216 105H217V104H216ZM216 105H215V107H217ZM240 105H241V104H240ZM253 105H254V104H253ZM259 105H260V103H259ZM263 105H264V104H263ZM27 106H28V105H27ZM50 106H51V105H50ZM52 106H53V105H52ZM122 106H123V105H122ZM124 106H125V105H124ZM148 106H149V105H148ZM150 106H152V104H151ZM261 106H262V104H261ZM44 107H45V106H44ZM107 107H108V106H107ZM119 107H121V106H119ZM136 107H138V106H136ZM140 107H142V106H140ZM145 107H146V105H145ZM189 107H190V105H189ZM198 107H199V106H198ZM212 107H213V105H212ZM215 107H213V108H215ZM252 107H253V106H252ZM258 107H259V106H258ZM258 107H257V108H258ZM262 107H263V106H262ZM27 108H28V107H27ZM33 108H34V107H33ZM37 108H38V107H37ZM50 108H51V107H50ZM59 108H61V107H59ZM59 108H58V109H59ZM114 108H115V107H114ZM116 108H117V107H116ZM125 108H126V107H125ZM131 108H132V107H131ZM131 108H130V109H131ZM133 108H134V106H133ZM154 108H155V106H154ZM192 108H193V107H192ZM259 108H260V107H259ZM5 109H6V107H5ZM58 109L56 110L57 112H58ZM108 109H109V108H108ZM121 109H122V108H120V110H121ZM127 109H129V108H127ZM130 109H129V110H130ZM134 109H136V108H134ZM134 109H132V110H134ZM217 109H218V108H217ZM217 109H215V110H217ZM260 109H261V108H260ZM260 109H259V110H260ZM35 110H36V109H35ZM117 110H118V108H117ZM144 110H146V109H144ZM144 110H142V111H144ZM186 110H187V109H186ZM199 110H200V108H199ZM215 110H214V111H215ZM257 110H258V109H257ZM49 111H50V110H49ZM56 111H54V112H56ZM95 111H96V110H95ZM97 111H98V110H97ZM109 111H112V110H109ZM109 111H108V112H109ZM115 111H116V110H115ZM127 111H128V110H127ZM147 111H148V110H147ZM147 111H146V112H147ZM162 111H163V110H162ZM260 111H261V110H260ZM41 112H43V111H41ZM47 112H48V111H47ZM57 112H56V113H57ZM83 112H84V111H82V113H83ZM92 112H94V111H92ZM104 112H105V111H104ZM104 112H103V113H104ZM113 112H114V111H113ZM122 112H123V111H122ZM130 112H131V111H130ZM132 112H133V111H132ZM136 112H137V111H136ZM26 113H28V112H26ZM50 113H52V112H50ZM56 113H54V114H56ZM60 113H63V112H60ZM87 113H88V112H87ZM94 113H96V112H94ZM101 113H102V112H101ZM124 113H126V112H124ZM150 113H151V111H150ZM163 113L166 114V112H163ZM192 113H193V112H192ZM215 113H216V112H215ZM58 114H59V113H58ZM58 114H57V116H58V117H61V115H58ZM63 114L66 115L67 112H65V113H63ZM69 114H70V113H69ZM85 114H86V113H84V117H83V119L87 118V117H85ZM89 114H90V110H89ZM96 114H97V113H96ZM99 114H100V112L98 113V115H99ZM105 114H106V116L108 115L107 113H105ZM110 114H111V112H110ZM114 114L116 115V112H115ZM119 114L122 115L123 113L121 114L120 112H117V115H116V116H118V118H119V116H120ZM134 114H135V113H134ZM146 114H147V113H146ZM154 114H155V113H154ZM158 114H159V113H158ZM161 114H162V113H161ZM164 114H163V115H164ZM253 114H254V113H253ZM37 115H38V114H37ZM47 115H48V114H47ZM64 115H63V119L65 118ZM67 115H68V114H67ZM76 115H77V114H76ZM76 115H75V117H76ZM86 115H88V114H86ZM98 115H97V116H98ZM159 115H160V114H159ZM159 115H158V116H159ZM189 115H190V114H189ZM191 115H193V114H191ZM203 115H204V114H203ZM70 116H71V114H70ZM72 116H74V115H72ZM80 116H81V115H80ZM88 116H90V115H88ZM94 116H96V115H94ZM101 116H102V114H101ZM101 116H99V117L101 118ZM123 116H124V117H123V119H124V118H126L127 116H130V114H124ZM131 116H132V115H131ZM131 116H130V117H131ZM165 116L168 117L167 114H166ZM165 116H164V117H165ZM206 116H207V115H206ZM206 116H205V117H206ZM253 116H254V115H253ZM255 116H256V115H255ZM257 116H258V115H257ZM111 117H113V116H111ZM152 117H153V116H152ZM169 117H170V116H169ZM169 117H168V118H169ZM199 117H200V116H199ZM52 118H53V116H52ZM68 118H70V117L68 116ZM90 118L92 119V117H90ZM90 118H87L86 120H88V119H90ZM102 118L105 119L104 116H102ZM154 118H155V116H154ZM189 118H190V117H189ZM43 119H44V118H43ZM45 119H46V118H45ZM53 119L55 120L56 118H53ZM66 119H67V118H66ZM73 119H74V118H73ZM107 119H108V118H107ZM107 119H106L104 122H106ZM114 119H116V121H117V120H119L120 118L117 119L116 117H114ZM123 119H121V121H122ZM127 119H128V117H127L125 120H127ZM129 119H130V118H129ZM136 119H137V118H136ZM136 119H135V121H134V126H133V127H135V125L138 124V123L135 124L136 122L139 121V120H136ZM159 119H161V118H159ZM162 119H163V118H162ZM166 119H167V118H166ZM51 120H52V119H51ZM77 120H78V117H77ZM79 120L81 121L82 119H79ZM79 120H78V121H79ZM92 120H94V119H92ZM96 120H97V119H96ZM125 120H123V121H125ZM131 120H132V119H131ZM131 120H129V121H131ZM133 120H134V119H133ZM146 120H147V118H146ZM156 120H157V119H156ZM197 120H198V119H197ZM62 121H63V120H62ZM71 121H73V120H71ZM74 121H75V120H74ZM82 121H83V120H82ZM97 121H98V120H97ZM116 121L114 120V122H116ZM119 121H120V120H119ZM121 121H120V123H121ZM123 121H122V122H123ZM150 121H151V122H150ZM159 121H162V120H159ZM163 121H164V120H163ZM168 121H169V119H168ZM170 121H171V118H170ZM201 121H202V120H201ZM257 121H258V120H257ZM68 122H70V121L68 120ZM94 122H95V120H94ZM102 122H103V121H102ZM114 122H112V124H115ZM132 122H133V121H132ZM139 122L141 123V121H139ZM143 122H144V121H143ZM149 122L152 123V119H149ZM153 122L155 123V121H153ZM190 122H191V121H190ZM199 122H200V121H199ZM199 122H198V123H199ZM258 122H259V121H258ZM129 123H130V122H129ZM162 123H163V122H162ZM220 123H222V122H220ZM241 123H242V122H241ZM249 123H250V125H249ZM255 123H256V122H255ZM62 124H63V123H62ZM90 124H91V122H90ZM112 124H111V125H112ZM147 124H148V123H147ZM147 124H145V125H147ZM152 124H153V123H152ZM152 124H151V125H152ZM156 124L158 125L159 123L156 122ZM160 124H161V123H160ZM160 124H159V126H160ZM165 124H166V122H165ZM208 124H209V123H208ZM223 124H224V123H223ZM128 125H129V124H128ZM128 125H127V123H126V125H125V129H126V126H128ZM142 125H143V124H142ZM157 125H156L155 129L158 128ZM161 125H162V124H161ZM163 125H164V124H163ZM168 125H169V124H168ZM168 125H165L166 127H165V126H161V127H159V128H160L159 130H161L162 127H163V128L165 127V128L167 129ZM220 125H221V124H219V126H220ZM243 125H244V123H243ZM253 125H254V124H253ZM253 125H251V122H249V121L247 122V121H246V125H245V126L248 127V130H250V131H252V132H254V130H256V129H253V128H254ZM255 125L258 126V127H264V122H263V121H260L259 123H256ZM140 126H141V124H139V127H140ZM154 126H155V125H154ZM172 126H173V124H172ZM175 126H176V125H175ZM221 126H222V125H221ZM224 126H225V124H224ZM224 126H223V128H222V127H218V126H216V125H215V127H214V126H211L212 128H210V130H212V131H211L210 133H212V132L215 133V134H216V133H217V134H218V133H219V134H220V133L223 134V132L227 133L228 131L226 132V129L228 130L229 128L226 127V129L224 130V128H225ZM240 126H241V125H240ZM71 127H72V126H71ZM109 127H110V124H109ZM128 127H129V126H128ZM130 127H131V123H130ZM133 127L129 128V129H132ZM148 127H150V126H148ZM204 127H205V126H204ZM238 127H239V126H238ZM242 127H243V126H242ZM9 128H10V127H9ZM140 128H141V127H140ZM140 128H139V129H140ZM142 128H143V127H142ZM142 128H141V130H142ZM145 128H146V126L144 127V129H145ZM151 128H152V126H151ZM170 128H171L172 133L175 134V135H177V137H178V134L180 135V133L177 134V132H176L175 130H174V131H175L176 133H174L172 127L169 125V128H168V129L170 130ZM182 128H183V126H182ZM231 128H232V127H230V129H231ZM243 128H245V127H243ZM136 129H137V128H136ZM148 129H149V128H148ZM148 129H147V130H148ZM155 129H154V127H153V128H152L153 131L150 130V129H149V130H150V132L153 133ZM166 129H165V130H166ZM174 129H175V127H174ZM178 129H179V128H178ZM180 129H181V128H180ZM207 129H208V127H207ZM230 129H229V130H230ZM232 129H234V128H232ZM238 129H240V128H238ZM262 129H263V128H262ZM262 129H261V130H262ZM10 130H11V129H10ZM31 130H32V128H31ZM109 130H110V128H109ZM145 130H146V129H145ZM145 130H144L143 133H145V134L148 133L147 135H148V137H149V133H150L149 130H148V132H147V131L145 132ZM159 130H155V131H156V132H157V131L160 132ZM165 130H164V131H165ZM169 130H168V131H169ZM183 130L185 131V128H184ZM234 130H235V129H234ZM242 130H243V129H242ZM29 131H30V130H29ZM126 131H130V130H126ZM132 131H133V130H131V132H132ZM134 131H136V130L134 129ZM134 131H133V132H134ZM137 131H138V130H137ZM137 131L135 132L136 135L139 133L137 137H139V136L141 137V135H142V136L145 135V134H144V135H143V134H140V133H142V131H140V130H139L138 132H137ZM162 131H163V130H162ZM162 131L160 132L161 134L159 133L161 136H162ZM164 131H163V132H164ZM168 131L166 130V133H168ZM179 131H180V130H179ZM250 131H249V132H250ZM256 131H257V130H256ZM256 131H255V132H256ZM262 131H263V130H262ZM8 132H9V129H8ZM33 132H34V131H33ZM252 132H251V133H252ZM24 133H25V132H24ZM135 133H134V134H135ZM181 133H182V132H181ZM188 133H189V132H188ZM192 133H193V132H192ZM208 133H209V132H208ZM230 133H231V132H230ZM258 133H259V132H258ZM260 133H261V132H260ZM262 133H263V132H262ZM85 134L87 135V133H85ZM150 134H151V133H150ZM169 134H170V133H169ZM173 134H172V135H173ZM190 134H191V133H190ZM195 134H196V133H195ZM205 134H206V133H205ZM219 134H218V135H219ZM228 134H229V132H228ZM240 134H241V132H240ZM240 134H238V135H240ZM252 134H254V133H252ZM13 135H15V134H13ZM152 135H154V133L151 134L150 138H152ZM155 135H157V133H156ZM160 135H158V136L160 137ZM170 135H171V134H170ZM262 135H263V134H262ZM131 136H132V135H131ZM165 136L168 137V135H165ZM165 136L163 135L162 137L166 138ZM185 136H186V135H185ZM188 136H189V134H188ZM188 136H187V137H188ZM203 136H204V134H203ZM240 136H241V135H240ZM259 136H261V135H259ZM87 137H88V135H87ZM140 137H139V138H140ZM159 137H158V138H159ZM162 137H161V138H162ZM171 137H172V136H171ZM171 137H170V138H171ZM175 137H176V136H175ZM177 137L175 138V141H176V139H177V142H179L178 140H181V139H180L181 137H180V138L178 137L179 139H178ZM195 137H196V136H195ZM198 137H199V136H198ZM263 137H264V136H263ZM130 138H131V137H130ZM142 138L144 139V137H142ZM168 138H169V137H168ZM182 138H183V137H182ZM190 138H191V137H190ZM190 138H189V139H190ZM196 138H197V137H196ZM196 138H195V139H196ZM215 138H216V137H215ZM131 139H132V138H131ZM140 139H141V138H140ZM153 139H154V138H153ZM155 139H156V138H155ZM155 139H154V140H155ZM172 139H173V138H171V140H172ZM205 139H206V138H205ZM205 139H204V140H205ZM217 139H219V138H217ZM227 139L230 140V144H229V145H231V144L235 141V140H233V137H232V138H229V137H228ZM227 139H226V141H227ZM263 139H264V138H263ZM147 140H148V139H147ZM157 140H158V139H157ZM168 140H169V139H168ZM173 140H174V139H173ZM173 140H172V141H173ZM224 140H225V139H224ZM229 140H228L227 142H229ZM232 140H233V142H232ZM260 140H261V139H260ZM138 141H139V140H138ZM160 141L162 142V140H160ZM163 141H164V140H163ZM175 141H174V142H175ZM181 141H182V140H181ZM206 141H207V140H206ZM216 141H217V140L215 139V142H216ZM226 141H225V142H226ZM263 141H264V140H263ZM99 142H100V141H99ZM164 142H165V141H164ZM164 142H163L162 144H164ZM182 142H183V141H182ZM192 142H193V141H192ZM207 142H208V141H207ZM209 142H211V140H210ZM223 142H224V141H223ZM231 142H232V143H231ZM235 142H236V141H235ZM103 143H106V141H104ZM136 143H137V142H136ZM147 143H148V142H147ZM167 143H168V141H167ZM170 143H171V142L169 141L168 144H170ZM189 143H190V142H189ZM203 143H204V142H203ZM216 143H218V142H216ZM247 143H248V142H247ZM66 144H68V143H66ZM106 144H107V143H106ZM132 144H133V143H132ZM179 144H180V143H178V144L176 143V145H178V146H180V147H181V145H183V143H182L181 145H179ZM233 144H235V143H233ZM233 144H232V145H233ZM69 145H72V144H69ZM69 145H67V147H68ZM102 145H103V144H102ZM140 145H142V144H140ZM140 145H138V146L141 147ZM144 145H145V144H144ZM151 145H152V144H151ZM154 145H155V144H154ZM219 145H220V144H219ZM219 145H218V146H219ZM229 145H228V148L226 147L228 150H227V151L225 150V153L227 152L226 154L231 153V154L233 155V153L236 152L235 149L238 150V148H235V147H233V146H229ZM244 145H245V144H244ZM262 145H263V142H262ZM3 146H4V145H3ZM41 146H42V145H41ZM59 146H60V145H59ZM127 146H130V145H127ZM168 146H169V145H168ZM184 146H185V145H184ZM211 146H212V145H211ZM214 146H215V147L213 148L212 153H218V155L215 156V157H212V156L210 155V159H209L210 162H209V160H208V162H206L205 159H204V160L202 159L203 161H202V160H201V161H202L203 164H202L201 161H200V162H199V163H200L199 166H198V164H197V166H196V165H195V166H192V165H191V164H192L191 162L194 161V160L191 158V162L186 160L187 162H190L191 164H189V163H187L186 165H185V164H182V165H180L181 167H180V166H179V167L176 166L178 169H177V168H173V167H172V164H174V163H175V164H178V163L173 162L175 159L171 158V161H172V162H170L171 165H170L169 167H170V169H171V168L174 169V173L176 174V175H175V174L173 173V175H175L174 177L171 176V175L168 173L169 171L172 172L173 169H172V170H169V171H166V170H168V169H166V168L168 167L167 164H168L169 159H168V161L163 160V161H166V162H167V164H166L167 167L165 166V164L162 165L160 162H157V163H159V164L157 165V163H156L157 166H155L154 168L158 167L159 165H160V167L164 166V167H166V168H165V171H166L167 173L163 171V172H162L163 174L161 173L160 175H157V176H160V177H157V176H156V177L149 178V179H150L149 182H151V184L149 183V186L151 185V188H152V189H153L152 186H154V185H156V186L159 185V186H161V187L163 188V191H162V190L160 191L161 187L158 188V186H157V189H159L158 192H160V193H159V194H157V193L155 194V193H154L155 196L157 195L156 198H158V197H160V196H162V198H163V196H165V194H167V195H169V196H172L171 194H169V193L166 192V191H172V192H170V193H173V197H174V198H175L174 195L177 196L176 198H179V196H181V197L184 198V196L181 195V194H183L184 190L187 191L188 189H191V191L188 190V191H189V194H190V192H191V195L188 194L190 197H189V198L187 197V198H188L189 200L191 199V201H192V203L194 204L195 207H196L195 204H197V206H199V207H196V208H193V209H195V210H197L198 208L200 209V205H198V203L200 204L201 201H202V202L204 201V202H203L204 204H206L208 201H210V203H212V202H213V204L215 203V204H214L215 206H219V208H217V212H218V209H220V207H222L223 205L225 206V204H226V203L224 204V201H222L223 204H222L221 201L219 202L220 199H221V200H228V201H226V202H229V201L232 200V201H233V202L231 201L232 203L229 202V204L231 203L232 208H231V206H230L229 204H228V205H229L230 207H228L227 204H226V207H227L226 209L228 210V212H227V213H228V216H230L229 212L231 213L230 210H232V209H233L232 212L236 214V218H237V217H238V219L240 218V217H239V216H240V213H239V212L243 213V216H244V214H246V213H244V212L242 211V209H238L239 204L241 205L240 208L243 207L242 205L245 206V204H249V206H250V205H251L250 202H252V200H249V199H247V198H248L250 195H252V196H250V197H253V196L256 195L257 193L255 192L256 194H254V195L251 194V193H248V194H246V197L244 196L246 199L243 201V203H239V202L237 203V202H236V198H237V196L235 197V202H234V199H233V198L231 199V197H233V194L230 193V194H231V195H230L229 192H228V193H226V192L229 191L227 188H229V186H231V190H234V189H235V192H239L238 194H241V191H239V190H242L240 184H241V183H242V185L244 184V183H243L244 181H242V180H243V177L246 178L247 172H248V173H249V172H251V173H252V172H253V173L256 172V173H257L256 168L253 169L254 171H251V170H249V169H248L249 171L244 170V169H245V168H244V165H245L246 163H249L248 160H249L250 158H249L248 160L246 159L247 162L245 163V160H242V158H241V160H240V159H239V160H236L235 157H236L237 159L240 158V157H237V156H231V154H230V156H231V157H234L235 160L232 161L231 164H228V161H229V160H228V161H225V158H224L225 156L222 155V154L225 155V153H224V150L221 149V146H220L219 148L216 147V144H215ZM72 147H73V146H72ZM100 147H101V146H100ZM136 147H137V146H136ZM158 147H159V146H158ZM163 147H164V146H163ZM188 147H189V146L187 145V149H188ZM236 147H237V146H236ZM70 148H71V146H69V148H68V149L71 151ZM124 148H125V147H124ZM129 148H130V147H129ZM129 148H126V149L129 150ZM132 148H134V147H132ZM164 148H165V147H164ZM170 148H171V147H170ZM184 148H185V147H184ZM191 148H192V147H191ZM191 148H190V149H191ZM202 148H206V147H202ZM222 148H223V146H222ZM231 148H232V149H231ZM4 149H5V148H4ZM74 149H75V148H74ZM74 149H72V152H73ZM130 149H131V148H130ZM139 149H140V148H139ZM246 149H247V147H246ZM256 149H257V148H256ZM42 150H43V149H42ZM124 150H125V149H124ZM131 150H132V149H131ZM136 150H137V149H136ZM160 150H161V149H160ZM222 150H223V153L221 154ZM43 151H44V150H43ZM45 151H48L47 148H46ZM74 151H76V150H74ZM132 151H133V153H134V152H135V148H134ZM137 151H138V150H137ZM141 151H142V148H141ZM158 151H159V150H158ZM172 151H173V150H172ZM184 151H185V150H184ZM250 151H251V150H250ZM253 151L256 152L255 150H253ZM257 151H259V148H258ZM120 152H121V151H120ZM126 152H127V151H126ZM153 152L156 153V151H153ZM159 152H160V151H159ZM164 152H165V151H164ZM166 152H167V151H166ZM169 152H170V151H169ZM179 152H180V151H179ZM182 152H183V150H182ZM189 152H190V151H189ZM195 152H196V151H195ZM195 152H194V153H195ZM232 152H233V153H232ZM248 152H249V150H248ZM251 152H252V151H251ZM251 152H250V153H251ZM0 153H1V152H0ZM73 153L75 154V152H73ZM123 153H125V151H124ZM143 153H144V152H143ZM145 153H146V152H145ZM149 153H150V152H149ZM155 153H154V154H155ZM157 153H158V152H157ZM161 153H162V151H161ZM172 153H173V152H172ZM176 153H177V152H176ZM176 153H175V154H176ZM186 153H187V152H185V154H186ZM202 153H203V152H202ZM208 153H209V152H208ZM212 153H211V151H210V154H212ZM252 153H253V152H252ZM256 153H258V152H256ZM261 153H262V151H260V152L258 153V155H260ZM6 154H7V153H6ZM15 154H16V153H15ZM119 154H120V153H119ZM125 154H127V153H125ZM140 154H142V153L140 152ZM169 154H170V153H169ZM169 154H168V155H169ZM182 154H183V153H182ZM185 154H183V155H185ZM235 154H236V155H239V154H237V152L234 153V155H235ZM247 154H249V153H247ZM128 155H130L129 151H128ZM142 155H143V154H142ZM147 155H149V154H147ZM147 155H146V156H147ZM178 155H179V154H178ZM178 155H177V156H178ZM180 155H181V154H180ZM250 155H251V154H250ZM250 155H248V156L250 157ZM122 156L124 157V155H122ZM134 156H135V155L132 154V158H133ZM138 156H139V155H138ZM163 156H164V155H163ZM166 156H167V155H166ZM187 156H188V155H187ZM189 156H190V155H189ZM189 156H188V157H189ZM213 156H214V155H213ZM242 156H243V155H242ZM0 157H1V156H0ZM8 157H9V156H8ZM112 157H113V156H112ZM135 157H136V156H135ZM152 157H154V156H151L150 158H152ZM156 157H157V155H156ZM169 157H171V156H169ZM182 157H184V156H182ZM185 157H186V156H185ZM188 157H186L185 159H187ZM190 157H193V158H194L195 156H190ZM190 157H189V159H190ZM245 157H247V155H246ZM251 157H252V156H251ZM3 158H5V156H4ZM125 158H126L127 160L131 159V160H129L130 163H131V161H133L132 158H131V156H129V157L127 156V157H125ZM142 158H144V157H142ZM158 158H159V156H158ZM160 158H161V157H160ZM160 158H159V160H157V161H160V160H161ZM167 158H168V157H167ZM226 158L229 159L228 157H226ZM247 158H248V157H247ZM7 159H8V158H7ZM7 159H6V160H7ZM28 159H29V161H30L31 158L28 156ZM28 159H27V160H28ZM49 159H50V158H48V160H49ZM134 159H135V158H134ZM137 159H138V157H136L135 160H137ZM155 159H157V158H155ZM164 159H165V158H164ZM172 159H173V160H172ZM178 159H179V158H178ZM185 159L182 158V160H185ZM189 159H188V160H189ZM194 159H195V158H194ZM243 159H244V157H243ZM2 160H3V159H2ZM2 160H1V162L4 161V160H3V161H2ZM6 160H5V161H6ZM22 160H23V158H22ZM24 160H26V159H24ZM27 160H26V161H27ZM45 160H46V158H45ZM110 160H111V158H110ZM135 160H134L133 162L136 163ZM138 160H140V161H138V163H137L136 165H135L134 163H132V164L134 165V166L132 167V169H134V170H141V168L143 169V168H145V166H148V165L151 166V165H152V163H147V161L144 160V159L139 158ZM141 160L146 161V162L144 163V162L141 161ZM148 160H149V159H148ZM150 160H151V159H150ZM153 160H154V158H153ZM180 160H181V159H180ZM5 161H4V162H5ZM116 161H117V159H116ZM116 161H115V162H116ZM125 161H126V160H125ZM241 161H242V162L244 161V163H242ZM1 162H0V163H1ZM30 162H31V161H30ZM44 162H45V161H44ZM47 162H49V161H47ZM112 162H113V161H112ZM112 162H111V164H112ZM126 162L129 163L128 161H126ZM126 162H125V163H126ZM155 162H156V161H155ZM161 162H162V161H161ZM166 162H165V163H166ZM27 163H29V162L27 161ZM32 163L35 164L33 161L31 162V164H30V163H29V164L32 165ZM197 163H198V162H197ZM206 163H208V164L206 165ZM209 163H210V165H209ZM2 164H3V163H2ZM2 164H1V165H2ZM47 164H48V163H47ZM47 164H46V165H47ZM113 164H114V163H113ZM113 164H112V166H113ZM153 164H154V163H153ZM193 164H195V163H193ZM250 164H251V166L248 165V164H246V165H248L249 167H252V163H250ZM10 165H11V164H10ZM10 165H9V163H8V168H9ZM18 165H19V163H17L15 167H17ZM49 165H50V163H49ZM71 165H72V164H71ZM120 165H121V164H118V165H117L118 168H120ZM122 165H123V164H122ZM122 165H121V166H122ZM127 165H128V164H127ZM127 165H126L125 168H124L125 170H128V169H126ZM161 165H162V166H161ZM203 165L207 166L206 168H207V170L210 172V174H208V176H207V175H204L205 173H203V172H204V170H203V169H204ZM260 165H261V164H260ZM11 166H12V165H11ZM11 166H10V167H11ZM21 166L24 167V165H21ZM33 166H34V165H33ZM248 166H247V167H248ZM1 167H2V166H1ZM3 167H4V166H3ZM18 167H19V166H18ZM23 167H22V168H23ZM25 167H26V166H25ZM31 167H32V166H31ZM113 167H114V166H113ZM128 167H129V166H128ZM152 167H153V166H152ZM152 167H150V171H151V173H152ZM160 167H159V168H160ZM242 167H243V168H242ZM249 167H248V168H249ZM258 167H259V166H258ZM12 168H14V166H12ZM12 168H10V170L14 171ZM22 168H21V169H22ZM34 168H35V167H34ZM115 168H116V166H115ZM122 168H123V167H122ZM130 168H131V166H130ZM154 168H153V170H155ZM179 168H180V169H179ZM260 168H261V167H259V169H260ZM263 168H264V167H263ZM263 168H261V169H263ZM1 169H2V168H0V171H1ZM15 169H16V168H15ZM18 169H19V168H18ZM57 169H58V168H57ZM175 169H176V171H175ZM197 169H198V170H197ZM241 169H242V170H241ZM246 169H247V168H246ZM250 169H251V168H250ZM261 169H260V170H261ZM22 170H23V169H22ZM22 170H20V171H22ZM95 170H96V169H95ZM111 170H112V169H111ZM125 170H124V172H127V171H125ZM156 170H157V172H158V171L161 172V171L164 170V169H163V167H162V168H160V170L157 169V168H156ZM156 170H155V171H156ZM227 170H229V172H230L229 174H228ZM257 170H258V169H257ZM15 171H16V170H15ZM18 171H19V170H18ZM196 171H198V172H196ZM238 171H239V172H238ZM241 171L243 172V174H242ZM244 171H245V172H244ZM2 172H3V171H2ZM9 172H10V171H9ZM9 172H8V173H9ZM44 172H45V171H44ZM52 172H53V171H52ZM58 172H59V171H58ZM58 172H56V174H57ZM124 172H123V173H124ZM132 172H133V171H132ZM139 172H140V171H139ZM143 172L145 173V169H144ZM143 172H142V173L140 172L142 176H143ZM153 172H154V171H153ZM226 172H227V173H226ZM263 172H264V171H263ZM263 172L261 171L262 174L260 173V174L262 175V177H263V175H264ZM5 173H6V171H5ZM11 173H12V172H10L9 174H11ZM24 173H25V172H24ZM27 173H28V172H27ZM42 173H43V172H42ZM128 173H129V172H128ZM133 173H134V172H133ZM148 173H149V172H148ZM155 173H156V172H155ZM215 173H217V174H215ZM244 173H245L246 175H245ZM251 173H249L250 176H251V177H249V178H251V179H248V181L246 180L245 184H246L247 182H249V180L251 181V180L253 179L252 177H254V176H252ZM6 174H7V173H6ZM9 174H7V176H8ZM22 174H23V173H22ZM134 174H135V173H134ZM193 174L196 175L197 177H198V175L200 176V174H201V175L203 174L202 177L200 176L201 178H200V177H198V178L196 177L197 179H200V180L202 179V181H203V182L200 181V182H201V186L198 187V188H196V187H197L198 185H200V184H199L200 182H199L198 184L196 183V182H198V181H196L197 179L193 177V176H194ZM240 174L242 175V177H241ZM249 174H248V175H249ZM52 175H53V174H52ZM106 175H107V174H106ZM124 175H125V173H124ZM124 175H123V176H124ZM183 175H184V177H180V176H183ZM189 175H190V176L193 175V176H191V178L195 179V180L191 179L192 182L194 181V183H195V184H194V183L191 182L192 184H194V187H192L193 189L191 188L192 184H190V182H189V184H186L188 181H191V180L189 179V177H190ZM209 175H210V177H209ZM213 175H214V176H216V175L220 176V177L222 178V180H220V179H219V180H215L218 184H217L216 182H213L214 180L212 181V179H211V178H213V179L215 178ZM244 175H245V176H244ZM254 175H255V174H254ZM257 175H258V174H256V176H257ZM10 176L12 177V175H10ZM21 176H22V175H21ZM24 176H25V175H24ZM77 176H78V175H77ZM77 176L72 177V179L69 178V181L72 182V180H73V182H75V181L77 182L78 180H77V179H76V180L74 179V178H77ZM85 176H86V174H85ZM101 176H102V175H101ZM103 176H104V175H103ZM103 176H102V177H103ZM130 176H131V175H130ZM130 176H128V178H129ZM132 176H134V175L132 174ZM137 176H138V174H137ZM150 176H152V175H150ZM153 176H154V175H153ZM185 176H188V178H187L188 180L186 179L187 182L185 181V178H186ZM203 176H204V177H203ZM256 176H255V178H254V181H255V182H259V181H260V178H258L259 176H258V177H256ZM2 177H3V176H2ZM4 177H5V176H4ZM8 177H9V176H8ZM79 177H80V175H79ZM81 177L83 178L84 175L81 174ZM94 177H95V176H94ZM97 177H98V176H97ZM99 177H100V176H99ZM99 177H98V178H99ZM102 177H100V178H102ZM105 177H106V176H104V178H105ZM124 177H126V175H125ZM207 177H209V178H207ZM230 177L232 178V180L234 179V180H233V181L235 182L234 184H237L236 182H238V184H237L238 187H236V185L232 184L233 182H231V185H230V183H229V181H230ZM260 177H261V176H260ZM9 178H10V177H9ZM9 178H8V179H9ZM62 178H63V177H62ZM67 178H68V177H67ZM67 178H66V179H67ZM84 178H87V177H84ZM88 178H89V177H88ZM88 178H87V179H88ZM110 178H111V177H110ZM132 178H133V177H132ZM135 178H136V177H135ZM137 178H139V177H137ZM2 179H3V178H2ZM10 179H12V178H10ZM10 179H9V180H10ZM63 179H64V178H63ZM78 179H79V178H78ZM89 179L91 180V178H89ZM95 179H96V178H95ZM102 179H103V178H102ZM106 179H109V176H108V178H106ZM123 179H124V178H123ZM145 179H146V178H145ZM204 179H205L207 182H205ZM215 179H217V178H215ZM246 179H247V178H246ZM261 179H262V178H261ZM5 180H6V179H5ZM5 180H4V181H5ZM92 180H94V178H93ZM109 180H111V179H109ZM126 180H127V179H126ZM131 180H132V179H131ZM134 180H136V179H134ZM141 180H142V178H141ZM168 180L171 181V182H169ZM181 180H182V181L184 180V181L182 182ZM208 180H211V182H213V184H215V186L219 188V189L216 188V189L214 190L215 193H216L217 190H223L224 188H226L227 191H226V190H223V191H226V192H223V191L220 192V191H219V193H221V195H219V193H216V195L222 196V198H223V194H224V196H226V199H222V198L219 197V199H216V200L214 201V199H215L216 197H218V196H216V195H214V194H209V193L207 194V192H206V193L203 192V191L206 190V188H207L206 184H207V185L209 184V187H210V183H209L210 181L208 182ZM262 180H263V179H262ZM1 181H2V180H1ZM38 181H39V180H38ZM42 181H43V180H42ZM111 181H114L115 183H117V180L115 181L113 178H112ZM118 181H119V180H118ZM120 181H121V180H120ZM122 181H124V180H122ZM122 181H121V183H123ZM127 181H128V180H127ZM127 181H124V183L121 184V186H122V185L124 186V184H126ZM144 181H145V180H144ZM144 181H142V182H144ZM180 181H181V182H180ZM195 181H196V182H195ZM218 181H221V182H218ZM239 181H241V182L239 183ZM35 182H36V181H35ZM67 182H68V181H67ZM73 182H72V183H73ZM79 182H80V181H79ZM79 182H77V183H79ZM106 182H107V181H106ZM106 182L104 181L105 184H106ZM108 182H110V181H108ZM108 182H107V183H108ZM137 182H138V181H137ZM139 182H140V181H139ZM145 182H146V181H145ZM185 182H186V183H185ZM4 183H5V182H4ZM33 183H34V182H33ZM33 183H31V185H32V187L30 186L31 188H33ZM39 183H40V182H39ZM69 183H70V182H68L67 184L65 183V186H66V185H69ZM72 183H71V184H72ZM203 183H205V184H203ZM250 183H251V182H249V184H250ZM262 183H264V181H263ZM7 184H8V182L6 181V185H7ZM9 184H10V183H9ZM27 184H28V183H27ZM35 184H36V183H34V189H35ZM44 184H45V183H44ZM44 184H42V185H43V186H42V189H43V187H44ZM71 184L69 185V186L71 187V189H72V187H75V188H79V187H80V188H82V186H79V184H78L79 187H77V184H76V183H75V186H74V185L72 186ZM95 184H97V183H95ZM98 184H99V183H98ZM98 184H97V186H98ZM100 184H101V183H100ZM105 184H104V185H105ZM139 184H140V183H139ZM142 184H144V183H142ZM145 184H146V183H145ZM147 184H148V183H147ZM213 184H212V186H213ZM216 184H217V185H216ZM245 184H244L243 186H245ZM257 184H258V183H256V185H257ZM13 185H14V184H12L11 186H13ZM29 185H30V183L28 184V186H29ZM106 185H107V187H108V184H106ZM117 185L119 186L120 183H119V184L117 183ZM127 185H129V184H127ZM140 185H141V184H140ZM183 185H184V186H183ZM185 185H186V187H185ZM202 185H205V186H204V190L202 189V193H201L200 190H201V188H203ZM232 185L234 186V189L232 188V187H233ZM251 185H252V184H251ZM251 185H250V189H252V188H251ZM259 185H261L260 188L262 187V189H263V191H264V185H262L261 182L256 186V188H257V187L259 188ZM7 186H8V185H7ZM36 186H37V184H36ZM38 186H40V185H38ZM38 186H37V187H38ZM95 186H96V185H95ZM95 186H94V187L92 186L93 189L95 188ZM100 186H102V185H100ZM100 186H98V188H99ZM118 186H117V188H119V190L122 189V188H120L121 186H120V187H118ZM130 186H131V185H130ZM146 186H148V185H146ZM146 186H144V187H146ZM189 186H190V188H189ZM195 186H196V187H195ZM215 186H214V187H215ZM243 186H242V187H243ZM247 186H248V192L251 191V190H249V185H247ZM2 187H3V186H2ZM25 187H26V188H23V190H26V191H25V192L27 193L26 195H29L28 192L30 191V188H29V190H28V189H27V186H25ZM61 187H62V185H61ZM67 187H68V186H66L65 188H64V187H62V188L67 190ZM70 187H69V188H70ZM107 187H106V186H105V187L103 186V188H102V187H101V188H102L103 190H105ZM109 187H110V184H109ZM109 187H108V191L105 190L104 192H109V190H112V189L114 188L113 186H111V187H113V188H109ZM124 187H125V186H124ZM124 187H123V188H124ZM135 187H137V186H135ZM142 187H143V186H142ZM142 187L140 188V187L138 186V188H139L140 190H143ZM184 187H185V188H184ZM209 187H208V189H209ZM214 187H212V188H214ZM223 187H224V188H223ZM235 187H236V188H239V190H238V189L236 190ZM9 188H10V187H9ZM11 188H12V187H11ZM13 188H14V186H13ZM62 188H60V189H62ZM75 188H74V190H76ZM80 188H79V189H80ZM84 188H85V187H83V189H84ZM98 188H97V189H98ZM104 188H105V189H104ZM117 188H116V186H115V190H116L117 193H118L119 190H117ZM127 188H128V187H127ZM132 188H133V187H132ZM132 188H131V189H132ZM138 188H137V189H138ZM187 188H188V189H187ZM195 188H196V191H197L198 193L200 192L199 194H202V195H203L201 198H197V195H196V196L194 195L193 190H195ZM212 188H211V190H212ZM222 188H223V189H222ZM245 188H246V187H245ZM253 188H254V186H253ZM256 188H255V189H256ZM260 188H259V190H260ZM63 189H62V190H63ZM91 189H92V188H91ZM124 189H125V188H124ZM129 189H130V188H129ZM171 189H172V190H171ZM208 189H207V191L209 192L210 189H209V190H208ZM246 189H247V188H246ZM13 190H14V189H13ZM13 190H12V191H13ZM15 190H16V189H15ZM15 190H14V191H15ZM23 190H22L21 193L24 194L25 192H24ZM37 190L40 191L39 195L42 193L41 191H44V192L42 193V195H43L44 193H47V194H49V196H51V193H48V192L46 191V189H45V190H44V189L41 190V187H40V189L38 188ZM49 190H50V189H49ZM52 190L55 191L54 189H52ZM52 190H51V191H52ZM77 190H78V189H77ZM81 190H82V189H80V191H81ZM85 190H87V189L85 188ZM103 190H102V191H103ZM115 190H114V192H116ZM122 190H123V189H122ZM126 190H128V189H126ZM134 190H135V188H134ZM173 190H175V191H173ZM198 190H199V191H198ZM243 190H244V189H243ZM252 190L254 191V189H252ZM6 191H7V189H5L4 193H5ZM9 191L11 192V189H8L7 193H8ZM14 191H13V192H14ZM33 191H34V190H33ZM45 191H46V192H45ZM57 191L59 192V190H56L55 192H57ZM71 191H73V189L70 190V192H71ZM80 191L78 190V191H75V192L78 193V192H80ZM82 191H83V190H82ZM99 191H100V190H99ZM99 191L97 190V192H98V193H97L98 196H102V194L99 195ZM144 191H145V190H144ZM150 191H151V190H150ZM155 191H156V190H155ZM176 191H177V193H176ZM214 191H213V192H210V193H214ZM244 191H246V190H244ZM260 191H262V190H260ZM260 191H258V192L260 193ZM10 192H9V193H10ZM13 192H12L11 194L8 193L9 195H11V197H10L8 194H7L6 197H10L9 199H11V200H12V197L15 198L17 195H16L15 193H14V194H15V195H14ZM36 192H38V191H36ZM65 192H66V191H65ZM65 192H64V193H65ZM75 192H74V193H75ZM86 192H87V191H86ZM104 192H103V193H104ZM110 192H112V191H110ZM110 192H109V193H110ZM114 192H113V193H114ZM122 192H123V191H122ZM135 192H137V190H135ZM148 192H149V191H148ZM156 192H157V191H156ZM164 192H166V193L164 194ZM174 192H175V193H174ZM197 192H195V194H197ZM217 192H218V191H217ZM235 192L233 191V193H235ZM246 192H247V191H246ZM251 192H252V191H251ZM0 193H1V192H0ZM52 193H53V192H52ZM61 193H62V192H61ZM76 193H75V194H76ZM100 193H102V192H100ZM113 193H112V194H113ZM179 193H181V194H179ZM187 193H188V192H186V194H187ZM259 193H258V194H259ZM1 194H2V193H1ZM34 194H35V193H34ZM47 194H45V196L47 197V199H48V198H51V201H52V197L47 196ZM56 194H57V195H56ZM56 194H55V195H56L57 197H58V195H60V194H58V193H56ZM71 194H72V192H71L70 194L65 195V196H69V195H70V196H69V197H70L69 199H71V196H73V194H72V195H71ZM106 194H108V193H106ZM110 194H111V193H110ZM120 194H121V193H120ZM141 194H142V192H141ZM143 194H144V193H143ZM149 194H150V193H149ZM162 194H163V195H162ZM177 194H178V195H177ZM227 194L230 195V196H229V197H230L229 199H228ZM235 194H236V193H235ZM261 194H264V192L261 193ZM12 195H14L15 197L12 196ZM18 195H21V194H18ZM30 195H31V194H30ZM30 195H29V197H30ZM35 195H36V196H35ZM35 195H33V194L31 195V197H32L31 200L34 199L33 196L37 197V194H35ZM52 195H53V194H52ZM61 195H62V194H61ZM79 195L81 196L80 193H78L77 196L79 197ZM103 195H104V194H103ZM108 195H109V194H108ZM115 195H116V194H115ZM115 195H114V196H115ZM126 195H127V194H126ZM131 195H132V194H131ZM167 195H166V196H167ZM184 195H185V194H184ZM0 196H1V195H0ZM40 196H41V195H40ZM45 196L43 195V196H41V198H40V197H37V198H38V199H42L41 201H43V200L45 201V200H46ZM56 196H55V197H56ZM74 196H75V195H74ZM74 196H73V197H74ZM77 196H76V199H79ZM105 196H106V195H105ZM105 196H104V197H105ZM110 196H111V195H110ZM110 196H109V197H110ZM141 196H142V195H141ZM166 196H165V197H166ZM169 196L167 197V198H169V200H170V201L167 200V201L169 202V204H168L167 202H166V203H167V205L170 206V208H172V206H173L172 203H171V205H170V202H171L172 200H171V197H169ZM186 196H187V195H186ZM186 196H185V199H186ZM199 196H201V195H199ZM199 196H198V197H199ZM212 196H213V197H212ZM214 196H216V197H214ZM19 197H20V196H19ZM27 197H28V196H27ZM43 197H44L45 199H44ZM104 197H103V199H104ZM112 197H113V195H112ZM112 197H111L110 199L113 201V198H112ZM117 197H119V196H117ZM120 197H121V196H120ZM130 197H131V196H130ZM136 197H137V196H136ZM143 197H144V196H143ZM145 197H146V195H145ZM210 197H212V198H210ZM261 197L263 198L264 196L262 195ZM25 198H26V197H25ZM88 198H90V196H88ZM91 198H92V197H91ZM91 198H90V199H91ZM125 198H126V196H125ZM134 198H135V197H134ZM134 198H133V199H134ZM148 198H149V197L147 196V199H148ZM162 198H161L160 200H162V202H163V200H164L165 198H163V199H162ZM183 198H182V201L184 200V202H185V199H183ZM202 198H206L208 201L205 202V200L202 199ZM213 198H214V199H213ZM224 198H225V197H224ZM239 198H241V200H243V199H242L243 197L240 196V195H239ZM253 198H254V199H255V198L257 199V202L255 201V203H258V202H259L258 200H263V199H264V198H263V199H262V198L259 199V195H258V196L256 195V197L254 196ZM253 198H252V199H253ZM0 199H1V198H0ZM4 199H5V198H4ZM9 199H7V200H9ZM28 199H29V200H28V202H29V201H30V198H28ZM38 199H37V200H38ZM54 199H55V198L53 197V200H54ZM62 199H63V197L61 198V201H62ZM99 199H100V198H99ZM106 199H107V198H106ZM116 199H117V198H116ZM118 199H119V198H118ZM122 199H123V198H122ZM122 199H121V200H122ZM138 199H139V197H138ZM138 199H137V200H138ZM143 199H144V200H143ZM143 199L140 198V199L138 200V202H139V203H138V206H136L135 204H133V203H135V202L137 201V200L135 201V199H134V202H132V204H133L134 207H136V208H134L133 206H131V203H129V202L127 203V202H126V204H129V205L131 206V208H134V209H131V208H130V209H131L130 212L133 213V215L130 214L129 209H128L129 214L132 215L133 217L127 214V215H126V216H127V217H126V218H127L126 220L130 219V217H131V218L134 219V221H133L132 224H134V222L137 221V222H138L140 225H142V227H144V228H142V227L139 226V225H138V226H139V227H138L137 224H136L137 222H136L134 225H131V224L129 225V223H130L129 221H131V220L127 221L128 223H126V224L129 225L128 228H129L130 226L133 227V228H129V229H131V230H130L131 233H132V231H133V233L136 232V231L139 230L140 227H141V229H142V230L144 229L143 231H145V232L138 231V233L140 232L139 234L143 233V234H145V235H146V234L150 235V236H151V237H150V240L154 238V240H156V244H157V242L160 240V237L163 236V233H164L163 230H164V229H163V230L159 229V230H161V232L163 231V232L161 233V234H162V235H161V234L159 233L160 231L158 230L157 223L155 222V219H154L155 217L152 218V216H153V214H154V213H152V212H154V211L151 212V214H152V215H151V214H150V211H148V208H147V211L149 212V217H151L153 220H152L151 218L149 219V217H146V213H145V211H144V209H145L144 207H145V206L147 207V204L149 205L150 201H147V200L145 201V198H143ZM150 199H151V198H149V200H150ZM198 199H199V200L202 199V200H200V202H198ZM230 199H231V200H230ZM15 200H16V199H15ZM48 200H49V199H48ZM80 200H81V199H79V201H80ZM107 200L109 201V199H107ZM107 200H104V201H107ZM127 200H128V199H127ZM130 200H131V199H130ZM130 200H128V201H130ZM158 200H159V198H158ZM217 200H218V203H220V205H218V204L216 205ZM0 201H1V200H0ZM5 201H6V200H5ZM5 201H4V202H5ZM19 201H20V200H19ZM44 201H43V202H44ZM51 201H50V202H49V201H48V202L45 201L46 207H47L48 205L51 207V205L48 204V203H51V204L54 203L53 201H52V202H51ZM54 201H55V200H54ZM70 201L73 202V200H70ZM81 201H82V200H81ZM87 201H88V200H87ZM101 201H102V200H101ZM101 201H100V203H101ZM108 201H107V202H108ZM153 201H154V200H153ZM155 201H157V199H156ZM179 201H180V200H179ZM26 202H27V201L25 200V201H24V204H25ZM32 202H34V200H33ZM62 202H64V201H62ZM76 202H78V200H77ZM76 202H74V204L77 205ZM91 202H92V201H91ZM117 202H118V201H117ZM123 202H124V200H123ZM123 202L121 201V203H123ZM160 202H161V201H160ZM160 202H159L160 205H158V206H160V207H161V206H165V205H163V204H166L165 202H164L162 205H161ZM184 202H183V203H184ZM186 202H188V201L186 200ZM1 203H2V202H0V206H1ZM7 203H8V202H7ZM30 203H31V201H30ZM41 203H42V202H41ZM64 203H65V202H64ZM64 203H63V204H64ZM80 203H81V202H80ZM104 203H105V202H104ZM109 203H114V201H113V202H109ZM109 203H107L108 206H109ZM121 203L119 204V202H118L116 207L118 208V204H119V207H120V206H121ZM151 203H154V202H151ZM151 203H150V205H152V206H155V205H156L155 203H154V205L151 204ZM178 203H179V202H178ZM183 203H182V204H183ZM190 203H191V202H190ZM192 203H191V204H192ZM208 203H209V202H208ZM208 203L206 204L205 207H204V205L201 204V205L204 207V208H201V209H203V212H204V211L206 212V210L209 211V209H208L209 206H210V208H211V205H212V204H208ZM236 203H237V204H236ZM259 203H260V202H259ZM263 203H264V202H263ZM263 203H262V204H263ZM3 204H4V203H3ZM8 204H9V203H8ZM8 204H6L7 207H11V208H12L13 206H15V208L13 207V209H14L15 212H17V210H19V209H17V210H15V209L17 208V205H18V208H20L21 202H18L16 205H13V206H8ZM27 204H28V203H27ZM33 204H36L35 207H37V206L39 207V206L41 205V204L39 205V201H38V204H37V203H33ZM33 204H32V206H34ZM42 204H44V203H42ZM47 204H48V205H47ZM54 204H55V203H54ZM54 204H53V205H54ZM66 204H67V207H68L69 204H68V203H66ZM71 204H72V203H71ZM74 204H73V205H74ZM87 204H88V205H87V207H88L90 203L87 202ZM91 204H92V203H91ZM93 204H96L95 201H94ZM102 204H103V203H102ZM173 204H174V203H173ZM182 204H181V205H182ZM185 204H186V203H185ZM185 204H184V205H185ZM193 204H192V205H193ZM233 204H234V206H233ZM252 204H254V203H252ZM260 204H261V203H260ZM25 205H26V204H25ZM56 205H57V204H56ZM76 205H75V206H76ZM107 205H106V207H108ZM111 205H112V204H111ZM114 205H116V204H114ZM122 205H123V204H122ZM124 205H125V203H124ZM124 205H123L121 208H123ZM179 205H180V203H179ZM181 205H180V206H181ZM208 205H209V206H208ZM257 205H258V208H260L259 206H261V205H259V204H257ZM263 205H264V204H263ZM21 206H22V205H21ZM30 206H31V205H30ZM32 206H31L30 208L34 209ZM54 206H55V205H54ZM54 206H53V207H54ZM57 206H58L57 208L59 209V205H57ZM65 206H66V205H65ZM77 206H79V204H78ZM94 206H95V205H94ZM103 206H104V205H102L101 207H98V206H97V207L100 209V211H101L102 213H104V212L106 211V213H104L105 215H106V214H109L110 211H109V213H108V210H105V209H108V208H105L103 211L101 210V208H102ZM125 206H126V205H125ZM152 206H150V207H152ZM175 206H176V205H175ZM177 206H178V205H177ZM188 206H190V205H188ZM194 206H192V207H194ZM212 206H213V205H212ZM224 206H223V208H221L222 211H221V215H220V217H222V218H220V217L218 218V219H219V222H221V221H223V220L227 221V219L224 217V215L227 214V213L225 212L226 209H224ZM236 206H237V207H236ZM255 206H256V204H255ZM2 207H4V206H2ZM5 207H6V206H5ZM25 207L27 208L28 206H25ZM25 207H24V208H25ZM38 207H37V209H38ZM46 207H45V208H46ZM53 207H51V209H52ZM62 207H64V205H63V206L61 205V207H60V211H61ZM70 207H71L70 210H72V209L74 208V207L72 208V205H70ZM87 207H86V205H85V208H87ZM91 207H93V206L91 205ZM104 207H105V206H104ZM112 207H113V205H112ZM112 207H111V209L109 208V210H111V212H112ZM114 207H115V206H114ZM126 207H127V206H126ZM148 207H149V206H148ZM178 207H179V206H178ZM206 207H207V209L204 210ZM213 207H214V206H213ZM213 207H212V208H213ZM235 207H236L237 209H234ZM247 207H248V206H247ZM247 207H246V208H247ZM30 208L28 207V208L26 209V210H27L26 213H27V212H30V211H29ZM57 208L55 207L54 209L56 210ZM98 208H97V209H98ZM117 208H116V209H117ZM121 208H120V209H121ZM127 208H128V207H127ZM161 208H163V207H161ZM165 208H166V206L164 207V209H165ZM167 208H168V211L170 212L171 209H170L169 207H167ZM179 208H181V207H179ZM182 208H183V207H182ZM189 208H190V207H189ZM212 208H211V209H212ZM228 208H230V209H228ZM249 208H250V207H249ZM255 208H256V207H255ZM255 208L253 207L252 209H255ZM258 208H257V210H259ZM261 208H262V210H263V207H261ZM21 209H22V207H21ZM32 209H31L30 215L33 213V212H32ZM35 209H36V208H35ZM46 209L48 210V212H50V209H49L48 207H47ZM76 209H77V207H76ZM81 209H82V208H81ZM89 209H91V208L89 207L88 210H89ZM92 209H93V208H92ZM92 209H91V212L94 211V209H93V210H92ZM164 209H162V210H164ZM169 209H170V210H169ZM173 209H174V208H173ZM201 209H200V210H201ZM221 209H220V210H221ZM4 210H6V209H4ZM4 210H3V211H4ZM41 210H42V209H41ZM41 210L38 209V211L42 212ZM55 210H54L53 212H55ZM65 210H66V209L64 208L62 214L64 213ZM74 210H75V209H74ZM79 210H80V209H79ZM79 210H78V211H79ZM95 210H96V208H95ZM118 210H119V209H118ZM121 210H122V209H121ZM123 210H124V209H123ZM123 210H122V211H123ZM126 210H127V209H126ZM145 210H146V209H145ZM151 210H152V209H151ZM154 210H155V209H154ZM160 210H161V209H160ZM186 210H187V209H186ZM200 210H199V211H200ZM220 210H219V211H220ZM223 210H224L225 213H223ZM237 210H238V211L241 210V211L238 212ZM10 211H11V210H9V209L6 210V213L9 212V214H10ZM19 211H23V210H19ZM35 211H37V210H35ZM44 211H45V210H44ZM60 211H59V213L61 214ZM68 211H69V210H68ZM80 211H81V210H80ZM82 211L84 212V209H82ZM100 211L98 210V211H96V212L98 213V212H100ZM158 211H159V210H158ZM175 211H176V208H175ZM215 211H216V210H215ZM215 211L213 210V212H215ZM236 211H237L239 214H238ZM244 211H245V209H244ZM255 211H256V210H255ZM259 211H260V210H259ZM259 211L257 212L258 214H259ZM4 212H5V211H4ZM4 212H2V213H4ZM15 212H13V213L15 214ZM24 212H25V211H24ZM40 212H38L39 216H40V214H41ZM57 212H58V211H57ZM57 212H56V214H58ZM70 212H71V211H70ZM75 212H76V211H75ZM86 212H87V211H86ZM91 212H90V210H89V215H90V216H91V214H90ZM115 212H117V211H115ZM115 212H114V213H115ZM119 212H120V211H119ZM124 212H125V211H123L122 214H124ZM126 212H127V211H126ZM126 212H125V213H126ZM128 212H127V213H128ZM163 212H164V211H163ZM163 212H162V214H164ZM178 212H179V209H178ZM178 212H177V213H178ZM181 212H182V209H180L179 214H180ZM184 212H185V209H184ZM184 212H183V213H184ZM186 212H187V211H186ZM190 212H191V211H190ZM190 212H189L188 214H190ZM194 212H196V211H194ZM194 212H193V213L191 212V213H192L193 220H194V219H196V220H197V219H200L201 217H200V218H197L198 215H196L197 213L195 214ZM197 212H198V211H197ZM209 212H210V211H209ZM246 212H247V211H246ZM262 212H264V210H263ZM262 212H261V213H262ZM17 213H18V212H17ZM65 213L67 214V212H65ZM65 213H64V215H66ZM92 213L94 214L95 212H92ZM97 213H95L96 216H97ZM114 213H112V214H114ZM199 213H200V212H199ZM218 213H220V212H218ZM218 213H216V214H218ZM233 213L231 214V216H232V215L235 216V214H233ZM0 214H1V213H0ZM11 214H12V213H11ZM14 214H13V216H14ZM22 214H24V213H22ZM56 214H54V215L57 216ZM68 214H70V213L68 212ZM72 214H73V211H72ZM72 214H71V215H72ZM75 214H76V215H75ZM77 214H78V212L74 213V215H75L74 217H76V218H74V219H78L77 217H79L80 215H81V216H84V217H83V218H84V221H83V218L80 219V217H79V219H80L79 221L82 222V223H83V222H86V223H83V224H87V226L84 225V227H86L87 229H89V232H88V233H90V234L93 235L92 232H93V231L95 232V229H94V226H95L94 224H95V223H92V222H91V224H90V223H87V221L85 220V217L87 218V216H85V214H86L85 212H84V215H82V213L80 214V212H79V216H78ZM118 214H119V213H118ZM120 214H121V213H120ZM120 214H119V216H121ZM134 214H135V217H134ZM159 214H161V211L159 212ZM162 214H161V216H163ZM171 214H172V213H171ZM171 214H170V215L168 214L169 217L166 215V217L169 218V219L165 218V219H167L166 222H164V221H165V220H164V217H162V218H163V222H162V220H161V222H162L161 225H160L161 228H163V223H165V224H164L165 226H167L168 224H169V226H170V223L166 224V223L168 222V220H169V222L172 223V225H176V226H175V229H180V228H178V227H182V228L186 227V226L183 227V223H184V222H183V219H184L186 216H185L184 218L180 217V219H178V216H177V219H175V218H173V215H171ZM181 214H182V213H181ZM184 214H185V213H184ZM193 214H195L196 216L193 215ZM205 214H207V213H205ZM255 214H256V212H255ZM7 215H8V214H7ZM26 215H27V216H26ZM30 215H28V213L25 214L26 218H27V217H30ZM45 215H47V214H45ZM50 215H51V212H50ZM50 215H47V216H50ZM52 215H53V214H52ZM64 215H63V216H64ZM87 215H88V214H87ZM89 215H88V216H89ZM95 215H94V216H95ZM99 215H100V214H99ZM102 215H103V214H102ZM124 215H125V214H124ZM124 215H122V216L124 217ZM136 215L139 216V217H138V216H137V217L139 218L140 221L143 220L142 223H141L139 220H136V219H137V218H136ZM141 215H143V217H144V216H145V217H144V218H141V217H142ZM147 215H148V214H147ZM150 215H151V216H150ZM176 215H177V214H176ZM203 215H204V214H203ZM237 215H239V216H237ZM0 216H2V215H0ZM3 216H4V215H3ZM8 216H9V215H8ZM13 216H12V217L10 216V217L13 219ZM15 216H16V215H15ZM18 216H21V215L18 214ZM22 216H23V215H22ZM31 216H32V215H31ZM59 216H60V215H59ZM61 216H62V215H61ZM68 216H70V215H68ZM72 216H73V215H72ZM72 216H71V217H72ZM94 216H93V217H94ZM100 216H101V215H100ZM108 216H109V215H107V217H103V218L101 219V220H103L104 218L106 219V220H103L104 223H105L106 225H107V221H108V220H109V222H110V220H113L114 218H116L114 215L112 216V218L110 217L111 219H110ZM110 216H111V214H110ZM122 216H121V217H122ZM128 216H130V217H128ZM157 216H160V215L157 214ZM164 216H165V215H164ZM194 216H195V218H194ZM199 216H201V215L199 214ZM205 216H206V215H205ZM207 216H208V215H207ZM241 216H242V214H241ZM243 216H242L241 218H243ZM259 216H260V214H259ZM10 217L5 218V220L8 219V220L10 221V219H11ZM41 217H42V214H41ZM43 217H44V215H43ZM43 217H42V218H43ZM66 217H67V216H66ZM66 217H65V218L62 217L64 220L60 217L61 220H63V221L65 222V224H66V221H65ZM71 217H70V219H69V217H68V219H69L70 221H71V219H73V218H71ZM91 217H92V216H91ZM101 217H102V216H101ZM123 217H122V218H123ZM208 217H210V216H208ZM215 217H217V216H215ZM226 217H227V215H226ZM246 217H248V216H244V218H246ZM261 217H262L263 222H264V213H262V216H261ZM2 218H3V217H2ZM2 218H1V220H2ZM16 218H17V216H16ZM45 218H46V217H45ZM45 218H43V219H45ZM51 218H53V217H51ZM89 218H90V217H89ZM159 218H160V217H159ZM159 218H158V219H159ZM227 218H228V217H227ZM232 218H233V216H232ZM236 218L234 217V220H235ZM249 218H250V217H249ZM251 218H252V217H251ZM251 218H250V219H251ZM255 218H256V217H255ZM24 219H25V217H24ZM47 219H48V217H47ZM47 219H45V220H47ZM94 219L96 220L95 217H94ZM124 219H125V217H124ZM124 219H123V220H124ZM181 219H182V220H181ZM185 219H186V218H185ZM203 219H205V220H203ZM206 219L208 220V218H202V220H200V221H199V220H197V221L194 220V222H198V224H199V223L201 224V225H199V226L201 227V233H202V230H203L202 227L205 229V228L207 227L208 223H209V221L207 222ZM221 219H222V220H221ZM230 219H231V217H230ZM49 220H51V219L49 218ZM49 220H48V223H49ZM69 220H68V224H69V222H70ZM89 220H91V219H89ZM95 220H93V222H94ZM126 220H124V221H126ZM145 220L148 221V222L150 221V223L147 224V225H146V224H143V223H146ZM156 220H157V218H156ZM220 220H221V221H220ZM236 220H237V219H236ZM241 220H242V219H241ZM243 220H245V219H243ZM243 220H242V221H243ZM254 220H255V219H254ZM6 221H7V220H6ZM42 221H43V220H42ZM51 221H52V223H53V222H55L56 220L52 219ZM105 221H106V222H105ZM113 221H116V220H113ZM113 221H111V222H113ZM117 221H118V220H117ZM117 221H116V222H117ZM124 221H123V222H124ZM144 221H145V222H144ZM159 221H160V220H159ZM232 221H233V220H232ZM247 221H249V220L247 219L245 224L248 223ZM261 221H262V220H261ZM45 222H46V221H45ZM56 222H57V221H56ZM56 222L53 223V224H56ZM88 222H90V221H88ZM131 222H132V221H131ZM148 222H147V223H148ZM230 222H231V220H230ZM239 222H240V221H239ZM249 222H250V221H249ZM263 222H262V224L264 225ZM12 223H13V221H12ZM52 223H51V224H52ZM102 223H103V222H102ZM104 223H103V224H104ZM159 223H160V222H159ZM222 223H224V222H222ZM234 223L236 224V222H234ZM242 223H244V222H242ZM251 223H253V222H250V225H249V223H248L246 226L249 225L248 227L250 228V226H252ZM258 223H259V222H257V225H256V224H255V225L258 226V225H259ZM9 224H11V222H9ZM9 224L7 225L8 227H9ZM42 224H45V223H42ZM42 224H41V225H42ZM58 224H59V223H58ZM71 224H72V226H73L74 222L72 223V221H71ZM89 224H90L91 226H89ZM92 224H93V226H92ZM105 224H104L103 226H102V225H101V226H102V227H105V226H106ZM109 224H110V223H109ZM112 224H113V223H112ZM114 224H115V222H114ZM123 224H124V223H123ZM229 224H230V223H228V225H229ZM245 224H244V225H245ZM253 224H254V223H253ZM13 225H15V228H16V224L13 223ZM37 225L39 226V224H37ZM48 225H49V224H48ZM56 225H57V224H56ZM60 225H61V223H60ZM97 225H98V224H97ZM97 225H96V226H97ZM172 225H171V226H172ZM184 225H185V223H184ZM225 225H226V224H225ZM231 225H232V224H231ZM231 225H230V226H231ZM241 225H243V224H241ZM241 225L238 226V225L236 224L235 227L237 228V226H238V228H239ZM255 225L252 226V227H255ZM7 226H6V227H7ZM18 226H20V225H18ZM75 226L78 227L79 225L76 224ZM107 226H108V225H107ZM109 226H111V224H110ZM112 226H113V225H112ZM112 226H111V228L114 227V226H113V227H112ZM124 226H127V225H122L123 229H124V230H127V229H125L126 227H124ZM136 226H137V227H136ZM171 226H170V227H171ZM187 226H188V225H187ZM230 226H229V227H230ZM246 226H243V227L241 226L245 232H247V231L249 230V229H247V228L244 229V227H246ZM3 227H5V226H1L0 228L3 230V229H4ZM8 227H7V228H8ZM60 227H61V226H60ZM60 227H57V229L60 228ZM62 227H63V226H62ZM77 227H76V228H77ZM80 227H81V226H80ZM122 227H121V229H122ZM176 227H177V228H176ZM191 227H192V226H191ZM231 227H232V226H231ZM231 227H230V228H231ZM241 227H240V228H241ZM252 227H251L250 229H253V231H254L256 227H255V228H252ZM260 227H261V225L259 226V229L262 230V227H261V228H260ZM263 227H264V226H263ZM9 228H10V227H9ZM11 228H12V224H11ZM19 228H20V227H19ZM50 228H52V226H50ZM53 228H55V227H53ZM65 228H66V227H65ZM69 228H70V227H69ZM97 228H98V226H97ZM167 228H168V227H167ZM167 228H165V229L167 230ZM187 228H189V227H187ZM240 228H239V229H240ZM242 228H241V230L238 229L237 231H241V233L244 234L245 232L242 231ZM13 229H14V226H13ZM55 229H56V228H55ZM71 229H72V228H71ZM87 229H85V230H87ZM101 229H102V228H101ZM123 229H122V230H123ZM132 229H134V230H132ZM135 229H136V230H135ZM169 229H170V228H169ZM172 229H173V228H172ZM184 229H185V228H184ZM191 229H192V228H191ZM191 229H190V230H191ZM11 230H12V229H11ZM16 230H17V228H16ZM24 230H25V229H24ZM42 230H43V229H42ZM59 230H64V229L62 228V229H59ZM115 230H116V229H115ZM206 230L209 231L208 228L205 229L204 231H206ZM230 230L232 231V229H230ZM246 230H247V231H246ZM263 230H264V229H263ZM263 230H262L261 232L259 231V232H260V235L262 236V237H260V238L262 239V241H264V235H263L264 232H263ZM6 231H7V230H6ZM20 231H21V230H20ZM69 231H70V230H69ZM90 231H91V232H90ZM98 231H99V229L97 230V232H98ZM127 231H129V230H127ZM182 231H185V230L182 229ZM186 231H188V230H186ZM186 231H185V232H186ZM191 231H192V230H191ZM204 231H203L202 235H204V234L207 233V231H206V232H204ZM227 231H228V230H227ZM253 231L251 232V230H250V231H248V233L251 232V233L254 235L253 238H255V239H254V241H255V240H257V238H256L257 236H256L255 233H253ZM8 232H9V230H8ZM8 232H7V233H8ZM15 232H16V231H15ZM44 232H45V230L43 231V233H44ZM46 232H47V230H46ZM106 232H107V231H106ZM167 232H170V231H167ZM171 232H172V231H171ZM185 232H184V234H187V233L190 232V231H188L187 233H185ZM192 232H193V231H192ZM192 232H191V233H192ZM257 232H258V231H257ZM27 233H28V231H27ZM47 233H48V232H47ZM47 233H45V234H47ZM52 233H53V235H52V234H51L50 236L47 235L48 237H51L50 239H52L53 236L59 238L58 236L55 235L56 232H55L54 230H53ZM58 233H60V232H58ZM69 233H70V232H69ZM71 233H72V230H71ZM76 233H77V232H76ZM76 233H74V234H76ZM85 233H86V232H85ZM95 233H96V232H95ZM95 233H94V235H95ZM127 233H128V232H126V234H127ZM131 233H128V234L131 235ZM138 233H135L137 237H138ZM175 233H176V232H175ZM181 233H182V232H181ZM181 233H180V237H181ZM201 233H200V234H201ZM229 233H231V232H229ZM237 233H239V232H237ZM248 233H247L248 236H246L247 239L249 238L250 235H252L251 233H250V234H248ZM261 233H263V234H261ZM22 234H23V233H22ZM25 234H26V233H25ZM48 234H49V233H48ZM56 234H57V233H56ZM64 234H65V230H64ZM135 234H134V235H135ZM169 234H170V233H169ZM192 234H195V233L193 232ZM2 235H3V234H2ZM4 235H5V233H4ZM4 235H3V236H4ZM58 235L61 236V233L58 234ZM92 235L89 236L88 238L91 237V239H92V238H93ZM100 235H101V234H100ZM115 235H116V234H115ZM134 235H132V236H134ZM145 235H143L144 238H142V240L145 239ZM165 235L168 236V234H164V236H165ZM187 235H188V234H187ZM208 235H210V233H209ZM211 235H213V234H211ZM211 235L208 236V237L205 235L206 238H207L206 243H207V241L210 240V242L207 243L208 245L210 244V246H209L210 249H208V252H207V250H206L207 255H208V253L210 252V253H209V258H210V259H209V260H210L209 263H210V264H226L227 261H226V262L222 261V257H223V256H221V254H219V252L222 251V249L225 248V244L222 245V244L219 243L218 246H217V245H216V246L212 245V244H214V243H212V241H211V239H210V238H211ZM232 235H233V233H232ZM234 235H235V233H234ZM245 235H246V233L244 234V236H245ZM22 236H23V235H22ZM30 236L32 237V235H30ZM35 236H38V235H35ZM42 236L44 237V241H45V242H46V241H47V243H48V241L50 242V239H49L47 236H46V237H47V240H46V237L44 236V234H43ZM74 236H75V235H74ZM80 236H81V235L78 234V237H80ZM86 236H87V235H86ZM141 236H142V235H141ZM164 236H163V237H164ZM182 236H183V238L185 239L186 236H185V237H184V235H182ZM200 236H201V235H200ZM214 236H215V235H214ZM240 236H241V234H240ZM61 237H62V236H61ZM98 237H99V236H98ZM101 237H102V236H101ZM152 237H153V238H152ZM163 237L161 238V240L163 239ZM176 237H177V236H176ZM176 237L174 236V237H166V238H167V239H168V238H169V239H170V238H174V239H171V244L174 245V246H175V245L177 246L176 243L179 242V239H180V238L177 237V238H178V239H177L178 242H176V240H175ZM192 237H193V236L191 235V238H192ZM203 237H204V236H202V238H203ZM215 237H217V236H215ZM215 237H214V238H215ZM235 237H236V236H235ZM237 237L239 238V236H237ZM237 237H236V238H237ZM242 237H243V235H242ZM76 238H77V237H76ZM103 238H104V237H103ZM129 238H130V237H129ZM139 238H140V236L138 237V240H139ZM148 238H149V236H148ZM183 238H182V239H183ZM187 238H188V237H187ZM187 238H186V239H187ZM194 238H196V237H194ZM246 238L244 237V240H243V239H242V240L240 239L241 242H242V241H247ZM258 238H259V237H258ZM11 239H12V238H11ZM82 239H83V238H82ZM82 239H81V240H82ZM91 239H90V240H91ZM136 239H137V238H136ZM146 239H147V236H146ZM167 239H166V240H167ZM186 239H185V241H186ZM208 239H209V240H208ZM245 239H246V240H245ZM250 239H251V237H250ZM31 240H32V238H31ZM41 240H43V239L41 238ZM81 240H80V241H81ZM100 240H102V239H100ZM148 240H149V239H148ZM148 240H147V241H148ZM150 240H149V243H151V244H152V243H155L154 241L151 242L152 240H151V241H150ZM161 240H160V241H161ZM164 240H165V239H164ZM166 240H165V241H166ZM200 240H202V239H200ZM80 241H78V242H80ZM82 241H83V240H82ZM84 241H86V240H84ZM84 241H83V242H84ZM134 241H135V240H134ZM140 241H141V240H140ZM140 241H138V242H140ZM162 241H163V240H162ZM174 241L176 242L175 244L172 243V242H174ZM180 241H181V240H180ZM185 241H184V242H185ZM187 241H188V240H187ZM229 241H230V240H229ZM237 241H239V240H237ZM249 241H250V240H248V242H247L248 244L250 243ZM78 242H77V243H78ZM83 242H82V243H83ZM106 242H107V241H106ZM141 242H142V241H141ZM168 242H170V240H168ZM190 242H191V241H190ZM204 242H205V241H204ZM218 242H219V241H218ZM224 242H225V241H224ZM255 242H256V241H255ZM26 243H27V242H26ZM33 243H34V242H33ZM51 243H52V242H51ZM80 243H81V242H80ZM84 243H85V242H84ZM145 243H148V242H145ZM161 243H162V242H161ZM186 243H187V242H186ZM188 243H189V242H188ZM194 243H195V242H194ZM221 243H222V242H221ZM245 243H246V242H245ZM247 243L244 244V245H246V246H243V245H242V247H241V248L239 247V248H240V249L243 248V250L246 249V247H247V248H248V247L251 248L252 246H250V245H252V241H251V244L248 245V246H247ZM49 244H50V243H49ZM54 244H55V243H54ZM90 244H91V243H90ZM163 244H164V243H163ZM163 244H161V245L163 246ZM171 244H170V246H172ZM191 244H192V242H191ZM254 244H255V243H254ZM262 244H264V243L262 242ZM46 245H47V244H46ZM153 245H154V244H153ZM157 245H158V244H157ZM159 245H160V244H159ZM178 245L180 246V244H178ZM192 245H193V244H192ZM194 245H195V244H194ZM228 245H229V244H228ZM240 245H241V244H240ZM60 246H61V245H60ZM60 246L57 248V251H59L58 249L61 248V250H60L58 253L60 254V258H63V256H64L65 254L63 253L64 250L62 249V246H61V247H60ZM86 246H87V245H85V247H86ZM176 246H175V247H176ZM179 246H178V247H179ZM182 246H183V245H182ZM190 246H191V245H190ZM198 246H199V245H198ZM261 246H262V245H261ZM172 247H173V246H172ZM172 247H170V248H172ZM175 247H174V248H175ZM202 247H203V246H202ZM204 247H205V245H204ZM204 247H203V248H204ZM206 247H208V246H206ZM234 247H235V249H232V250H235V254H236V256H237V254H238V255H239L238 257L242 258V262H241V264H243V263L246 264V263H247V260H248V264H253L254 259H253V261H251V259H252V257H255V256H254V255L251 256V255H252V254H251V255H250L251 258L245 260V258H246V257L248 258V256L244 255V253L248 252L249 250L251 251L252 249L255 250V248L252 247V249H247V251L245 250L246 252H243V253L240 254L238 248H236V245H235ZM237 247H238V246H237ZM45 248H46V247H45ZM45 248H44V249H45ZM146 248H147V247H146ZM174 248H172V249L174 250ZM188 248H190V247H188ZM188 248H187V252H188ZM199 248H200V247H199ZM203 248H202V249H203ZM226 248H227V243H226ZM226 248H225V249H226ZM261 248H262V249H261L262 251H261V250H260V251H261V253H262V252H264V250H263L264 247H261ZM157 249H158V248H157ZM161 249H162V248H161ZM164 249H165V248H164ZM164 249H162V250H164ZM178 249H180V248H178ZM185 249H186V248H184V250H185ZM193 249H194V247H193ZM257 249H258V247H257ZM257 249H256V250H257ZM259 249H260V248H259ZM259 249H258V250H259ZM45 250H46V249H45ZM62 250H63V251H62ZM145 250H146V252H148V251H147L148 249H145ZM165 250H166V249H165ZM176 250H177V248H176ZM182 250H183V249H182ZM195 250H196V249H195ZM209 250H210V251H209ZM243 250H241V252H242ZM149 251H150V250H149ZM160 251H161V250L159 249V252H160ZM166 251H167V250H166ZM185 251H186V250H185ZM191 251H192V250H191ZM201 251H202V250H201ZM29 252H30V251H29ZM48 252H49V251H48ZM93 252H94V251H93ZM161 252H162V251H161ZM164 252H165V251H164ZM198 252H199V251H198ZM223 252H225V251H223ZM27 253H28V252H27ZM148 253H149V252H148ZM199 253H200V252H199ZM232 253H233V252H232ZM250 253H251V252H250ZM253 253H254V252H253ZM37 254H38V253H37ZM59 254H58V255H59ZM94 254H97V251H96V253H94ZM146 254H147V253H146ZM150 254H151V253H150ZM176 254H179V255H180L181 253L177 252ZM190 254H191V253H190ZM203 254H204V253H203ZM203 254H202V255H203ZM213 254H214V255H213ZM246 254H247V253H246ZM27 255H28V254H27ZM160 255H161V254H160ZM165 255H166V254H165ZM191 255H193V253H192ZM202 255H201V256H202ZM222 255H223V254H222ZM255 255H258V254L255 253ZM23 256H24V255H23ZM29 256H30V255H29ZM34 256H36V255L34 254ZM61 256H62V257H61ZM141 256H142V255H141ZM158 256H159V255H158ZM174 256H175V255H174ZM174 256H172V257H174ZM177 256H178V255H177ZM182 256H184V252H183V255H182ZM193 256H194V255H193ZM225 256H226V255H225ZM16 257H17V258H16ZM16 257H14V259H11V262L14 260L13 262L15 263V260H19V259H20V257H19V259H18V256H16ZM24 257H25V256H24ZM27 257H28V256H27ZM30 257H31V256H30ZM32 257H33V256H32ZM137 257H138V256H137ZM154 257H155V256H154ZM154 257H153V258H154ZM162 257H163V256H162ZM167 257H168V256H167ZM169 257H170V256H169ZM169 257H168V258H169ZM178 257H179V256H178ZM190 257H191V256H190ZM259 257L261 258V256H259ZM160 258H161V257H160ZM170 258H171V257H170ZM196 258H197V257H195L194 259H196ZM198 258H199V257H198ZM204 258H205V257H204ZM227 258H229L227 264L235 263V262H232V255H231V253H228ZM64 259H65V257H64ZM150 259H152V257H150ZM175 259H176V258H175ZM187 259H188V260H187ZM187 259H186V256H185V260L188 261V264H191V261L189 262V259H190V258H187ZM202 259H203V258H202ZM20 260H21V259H20ZM20 260H19V261H20ZM24 260H25V259H24ZM30 260H31V258H30ZM48 260H49V259H48ZM147 260H148V259H147ZM155 260H157V259H155ZM155 260L152 259V261H154L153 263H155ZM170 260H171V259H169L168 261L170 262ZM185 260H184V262H185ZM190 260H191V259H190ZM192 260H193V259H192ZM196 260H197V259H196ZM207 260H208V259H207ZM207 260H205V262H207ZM239 260H241V259H239ZM249 260H250L252 263H251V262L249 263ZM19 261H16V263L19 262ZM33 261H34V260H33ZM138 261H141V262H142L143 260H141V259H140V260L137 259V262H138ZM168 261H167V263H168ZM173 261H174V259H173ZM202 261H203V260H202ZM13 262H12V264H13ZM141 262H139V263H141ZM171 262H172V261H171ZM193 262H194V261H193ZM199 262H200V261H199ZM199 262H198V263H199ZM222 262H223V263H222ZM245 262H246V263H245ZM6 263H8V262H6ZM31 263H32V260H31ZM160 263H161V260H160ZM174 263H175V261H174ZM194 263L196 264L197 261H195ZM200 263H201V262H200ZM10 264H11V263H10ZM141 264H143V263H141ZM144 264H146V263L144 262ZM164 264H165V263H164ZM175 264H181V263H180V261L178 262V260H177V263H175ZM192 264H193V263H192ZM202 264H203V263H202ZM236 264H237V263H236ZM239 264H240V262H239ZM254 264H255V263H254Z\"/></svg>",
    "mask_w": 264,
    "mask_h": 264
}]
</instances>
